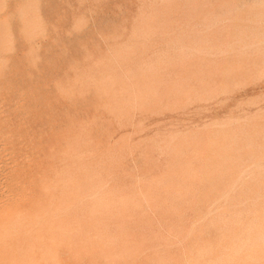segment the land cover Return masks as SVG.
Wrapping results in <instances>:
<instances>
[{
	"label": "rangeland",
	"instance_id": "rangeland-1",
	"mask_svg": "<svg viewBox=\"0 0 264 264\" xmlns=\"http://www.w3.org/2000/svg\"><path fill=\"white\" fill-rule=\"evenodd\" d=\"M179 1H182V2H179ZM184 1L183 0H178V1L177 0H139V1L138 0H129V1H127V0H123V1L122 0H0V17L6 18L7 24L9 25V31L8 32H10L13 35V39H14V45L12 47V50L6 54L7 56L5 55V58L1 59V63H3V68H4L3 69V73H4L3 75L4 76H2L3 78L1 77V81H33L34 85H36V89L34 91L33 101L32 100L29 101L28 99H26L27 101H25L24 103L30 102V103H32V105L33 104L39 105V104L45 103L44 105H46V115H47L48 125H47V132L45 135H46V139L48 142V146H47L48 158H46L45 160L49 163V167H50L49 170H50L51 174L54 173V171H56L55 169H57V168H59V170L63 169V171L65 169L67 170V171L66 170L65 171L67 172V176L69 175L68 177L65 174L66 172H64V174H65L64 176L67 179L65 187L67 186L66 188L68 190H66V192H68L69 189L70 190L72 189L71 191H74V193L70 192V191H69V193L72 196L74 194H76L75 196H73V197H75V199L73 201V197L69 196L68 195L69 193H67V194H66V192L64 193V196L68 197V198L65 197V201L67 199L66 204L70 203L71 201H73V202L76 201V203H74V205H71V204H73V202L70 203L72 208H68V211H70V212L73 209V211L71 213L69 212V214L71 215V219L69 220V222L73 223V225H75V223L76 224L80 223V225H82V226L84 225L83 226L84 228L85 227L89 228V226L94 227L92 225H95L96 224V223L94 224V222H96L95 220L99 219V218H95L94 220L91 221L88 219V216H87V219L90 221V224L88 223L89 225L83 221L89 222L87 219L85 220V218H86L85 216L88 215L89 213L91 214L93 212H99L100 211L99 214H102L103 216L98 214V217H100V216L102 217V220H103L102 223H104V224L107 223L109 226L111 225L110 229L114 233L118 234L116 238L118 240L122 241V243H116L117 244L116 249L118 250L120 248L119 244H123L126 247L127 251L129 250L128 251L129 255H128V252L126 251V256H127V258H129L130 261L129 262L125 261L124 263H123V261H116L117 264H132V263L133 264H137V263L152 264L153 262H154L153 264H159L161 259H162V261L164 260L163 262L165 264H175V263L176 264H179V263L180 264H190V263L191 264L192 263L198 264V262L199 263L202 262L201 264H203V261L201 259L202 258L204 259V256L203 257H201V256L197 257L199 253L197 252L198 250L195 251V249H200L202 246H206V244L210 246L211 242H212V245H217V242H219V240H220L219 234H220L221 230L215 228L211 223L213 214L222 207L223 208L220 209L219 211L224 210V209H227V210L236 209V210H244V211L246 210L247 211L248 209L253 210L255 208H259L264 203V202H261V201H264L263 200L264 179L262 178V177H264V172H263L264 171V168H263L264 167V149H263L264 148V111H263V114L261 112L262 110H264V82H263L264 81V71H263L264 70V63L262 62V61H264V59H263L264 58V50H263L264 49V45H263L264 44V41H263L264 29L262 28V27H264V24L263 25L260 24L261 26H259V23L261 21H262L261 23H264V12H262L264 10V2H263L264 0H259V1L258 0H235V1L229 0L230 4H228V1L225 0L229 6L223 0H215V1L209 0L210 2H208L207 0H197L196 2H194L195 5H192V4H194L193 2L190 3L192 0H189V1L187 0L188 1L187 3H186V0H184ZM127 2H128V4H127ZM166 2L168 4H165ZM171 2H173V3L175 2L177 7H175V4H172ZM178 2H179V4H178ZM197 3H199V4H197ZM202 3L204 6L202 5ZM211 3H213V4L215 3V4L213 5ZM131 4H132V6H131ZM163 4H164V6L169 5L168 7H169L170 11H171V7H172L171 13H173V11H174V14H171L172 16L170 15L172 19L170 17H168L170 14V11L168 12L169 14H167V12L164 13L168 9V7H166V6L162 7ZM171 4H172V6H171ZM180 4L183 6L182 10H180L182 8V6L179 7ZM184 4H185V7H184ZM186 4H188L189 7H191L190 5L194 6L196 9V12H195L194 7H191L192 11H190V8H188V5L186 7ZM224 4H226V5H224ZM205 5H206V7H205ZM220 5H221V7H220ZM157 6H159V7L157 8ZM199 6L200 7L203 6V7L200 8ZM239 6H240V8L238 10L235 9V7L237 8ZM250 6H251V8L255 6L256 9H254V8L251 9ZM173 7L177 8V9L179 8L178 11L175 10V8L173 9ZM159 8H162V10H163V8H167V9L163 10L164 11L163 12ZM199 8L202 10H200ZM233 8L235 9V11L232 10ZM198 9L201 11V13H200L201 15H198L199 14L198 12H200ZM186 10L189 13H186L187 12ZM160 11L163 13H161ZM175 11H176V14H175ZM248 11H249V13H248ZM257 11L260 15L261 14H263V15L260 16L257 13ZM193 12H195L197 15H193L194 14ZM202 12L204 15L202 14ZM220 12L223 16V17L221 16V18H220V15H221ZM252 12H253V14L250 15V13H252ZM160 13L165 18H163V17L161 18L159 16ZM179 13H181V14H179ZM135 14H137V15H135ZM185 14H187V16ZM190 14H192V15H190ZM218 14H220V15L218 16ZM255 14L257 15L256 16L257 18L255 17ZM166 15L168 18L166 17ZM174 15H177V16L181 15V17L179 18V16L177 17ZM188 16H190V17H188ZM158 17H159V19H158ZM214 17L218 18V19H216V21L218 20V24L220 23V25H218L216 23V21H214L215 20ZM154 19L156 21L158 20L159 23L155 22V24H154V21H155ZM162 19L164 22L162 21ZM165 19H168V23L165 22V21H167ZM170 19H171V22L174 21L173 25L176 24V20H177V24L174 26L169 25V23L172 24L170 22ZM173 19H175V20H173ZM194 19H196V20H194ZM199 19H201L202 21ZM211 19H214V20H211ZM189 20H191V21H189ZM149 21L151 24L149 23ZM185 21H186V24H185ZM192 21H196V22L193 23ZM203 21L207 22V24L203 23ZM225 21H227V22H225ZM229 21H231L232 23L231 22L228 23ZM160 22L162 25L160 24ZM178 22H179V25H178ZM181 22H182V24H184V26H180V25H182ZM198 22H199V24H201L202 27H200ZM214 22L216 23L217 26H214V24H215ZM221 22H222V24H221ZM223 22H225V23H223ZM163 23L167 27L166 26L164 27ZM202 23L204 25H202ZM209 23L210 24L212 23L211 24L212 27L214 26L216 28L215 29L209 28L210 30L207 31L208 28L206 26L209 25V27H211ZM127 24H129L130 26ZM205 24H206V26H205ZM229 24H231V26ZM253 24H255V25H253ZM256 24H257V27H256ZM195 25L196 26L198 25L197 27H199L198 28L199 30H193V29H197ZM250 25H251V27H250ZM141 26H142V28H141ZM156 26H160V27H156ZM168 26L169 27L172 26L174 28L173 30L169 31V33H171L173 31V33L171 35L169 33L168 34L166 33L168 28H169ZM161 27L167 28L166 32H164L165 31L164 28L161 29ZM172 27H170L169 29H172ZM178 27H180V30L182 29V31H180ZM192 27H194V28H192ZM235 27H236V29H235ZM246 27H249V29L248 28L246 29ZM175 28H178V30ZM185 28H187V30H189L191 32L186 31ZM190 28H192V29H190ZM244 28L246 30H244ZM255 28L256 29L259 28V31L257 30L256 32H254L256 30ZM155 29H157L158 32ZM160 30H161V32H159ZM162 30H164V31H162ZM192 30L195 31V33ZM247 30H248V32H246ZM125 31L127 33H125ZM183 31L185 34L183 33ZM202 31H203V33H202ZM242 31L244 33H242ZM251 31H253V32L251 33ZM186 32H187V34H186ZM260 32H262V33H260ZM188 33H190V34H188ZM191 33H192V35H191ZM240 33L243 35H241ZM250 33L252 34L251 36H249ZM258 33H260L259 37H262V35H263V37L261 39L257 36ZM25 34L31 35L32 39L28 43L26 42ZM160 35H162V36H160ZM163 35H165V36H163ZM187 35H188V37H187ZM119 36H121V37H119ZM166 36L168 39L166 38ZM197 36L202 38L201 39V45H200V39L199 38L197 39V40H199V42H197V40L195 39V38H197ZM161 37H163V38L161 39ZM245 37L250 38L251 41L249 39H246ZM155 38H156V40H155ZM191 38H194L196 41L194 39H193L194 40L193 41ZM203 38H204V40H203ZM208 38H209V40H208ZM212 38L214 40H212ZM237 38H239V39L237 40ZM163 39L165 42L163 41ZM173 39L177 43H175V41ZM190 39L193 43L194 42L199 43L198 45L192 43V46L195 45V47H196V48L194 47L195 52L193 50L194 48L191 46V41H189ZM233 39H235V42L236 41L237 42L235 43L233 41ZM149 40H151V41H149ZM184 40H187V42L188 43L190 42V43L188 44ZM206 40H208L209 45H207L208 42H205ZM241 40H242V42H241ZM152 41H153V43L158 42V44H156V45H155V43L152 44ZM161 41H163L164 44L161 43ZM239 41H240V43H238ZM249 41H250V43H248ZM149 42L151 43V45ZM203 42H205L206 44ZM260 42H262V44ZM103 43H104V45H103ZM241 43H243V44H241ZM252 43L254 44L253 46H255V47H251ZM255 43H257V44L255 45ZM258 43H259V46H258ZM148 44H149V46H148ZM223 44H225V46ZM248 44L249 45L251 44L250 47L253 48L254 50L259 49L260 52L254 51L255 52L254 53ZM29 45L32 48L30 51L28 48ZM189 45L191 46V48ZM219 45H222L221 46L222 51H221V48L219 50H216L218 47H220ZM229 45H230V47L231 46H233V47H231V49H230ZM237 45H238V47H237ZM200 46H201V48L205 47L206 49L203 50L200 48ZM235 46H236V49H235ZM150 47L151 48L153 47L152 48L153 50H151ZM154 47H156V48H154ZM211 47H212V49H211ZM184 48H185V51H187V52H184ZM189 48L193 51H191ZM197 49L200 51L202 50L205 53L204 52L199 53V51L196 52ZM226 49H227V51H225ZM245 49L248 50L249 52L246 51ZM160 50L162 52H160ZM148 51H149V54L151 53L150 55L148 54ZM173 51L174 52L180 51L181 53L184 52L185 55H184V53H183V55L185 57L187 56V58L189 56L190 58L188 60H187V58L184 59L183 58L184 56L179 55L178 52L174 53ZM218 51H221V52H218ZM216 52H217V54H216ZM246 52L248 54L250 53L249 54L250 57L247 56ZM186 53H188V54L186 55ZM206 53H207V55H206ZM219 53H220V56H219ZM224 53H227V54L221 56V54H224ZM259 53H260V55H259ZM145 54H147V56ZM189 54H192V55H189ZM236 54H238V55H236ZM156 55H157V57H156ZM158 55H159V57H158ZM171 55H173V56H171ZM175 55L177 58L175 57ZM211 55H215V56L211 57ZM30 56H31V58H29ZM168 56L170 57V59H168L169 58ZM179 56H181L182 58L180 59ZM191 56H193V57H191ZM152 57H153V59H152ZM247 57H249V58L247 59ZM172 58H173V60H172ZM175 58H176V60H175ZM177 59H178V61H177ZM182 59H183V62L186 60L184 64L182 62ZM173 62L179 66H175L176 64H174ZM177 62L180 64H178ZM250 62H251V64H250ZM86 63H87V65H86ZM252 63H254V64H252ZM170 64H171V66H170ZM181 64H182V67H181ZM83 65H86V66H83ZM158 66H160V67H158ZM166 66L170 67V68H167ZM257 66L259 69L257 68ZM34 67H37L38 69L34 68ZM164 68L165 69L167 68V69L165 70ZM255 68H256V70H255ZM73 70H75V71H73ZM158 70H159V72H158ZM167 70L169 73L166 72ZM259 70L262 72H259ZM43 71H44V73H43ZM255 71H257L258 73H256ZM163 72H166L165 78L167 80L164 78L163 74H165V73H163ZM170 72H172V73H170ZM158 73L163 78L159 77V78H161V79H159ZM167 73L169 75H171L170 76L171 79L169 78V76H167ZM198 73H199V75H198ZM254 74L256 75V77ZM70 76H71V78H70ZM235 77H236V79H235ZM253 78H254V80L255 79L256 80L254 81ZM261 78L263 79V81L260 80ZM70 79L72 82H70ZM156 79H157V81L155 82ZM258 79H259V81H258ZM158 80H161V81H158ZM177 81L181 85H178L176 83ZM239 81H242V82H239ZM66 82H68V83L66 84ZM40 83H41V85H40ZM174 83L177 84L176 90L173 89V88H175L174 85L176 86V84H174ZM166 84H167V86H166ZM245 84H246V86H245ZM44 86H47V87H44ZM159 86H161L160 95L162 96L164 94L162 96L163 98L159 95V90H158ZM16 87L18 89H20V87H22V85L20 84L19 86H16ZM161 89L164 90L163 92H165V93L167 92V94L163 93ZM178 89H179V92H178ZM173 90L178 92V94L174 92V94H176L175 98H174ZM186 91H187V95L185 94ZM196 91H199V94H200L199 96H198V92H196ZM189 92L194 97H192L190 94H188ZM77 93L80 94L81 96L79 95L80 97H78ZM180 93H181V95H180ZM183 93L185 95V98H184ZM195 93H197L196 96H195ZM217 93L220 94V96H218ZM60 94L62 96L64 95V98H62V96L60 97ZM168 94H170V95L173 94V95L170 97ZM201 94H203V95H201ZM177 95L179 96V98ZM188 95H189V97H192V99L188 98ZM210 95H212L213 101H212V97L209 98ZM105 96H106V98H105ZM164 96H165V99H164ZM180 96H182L183 98ZM186 96H187V98H186ZM197 96H198L199 100L195 99V98H197ZM257 96H259V97H257ZM160 97L162 98L161 99L162 102H161V100H159ZM168 97H170V98H168ZM166 98H168V101H166ZM163 99H164V101H166L165 103H163L164 102ZM172 99H174L176 102H178V99H180V101L182 99L183 100L181 101V104L179 105L178 103H174V100L172 101ZM186 99H188V101H189V99H190V101L193 100L195 103L193 102V104L191 105V102L189 101L190 106L188 104L189 107L188 106L184 107L187 105ZM200 99H202V102L200 101ZM56 100H58V101L56 102ZM155 100L158 103L154 102ZM180 101H179V103H180ZM64 102H66V103L68 102L69 103V104L67 103L68 106ZM171 102L174 103V106H176V107L171 106ZM162 103L164 105L161 106L160 104H162ZM168 103L170 104L171 108L173 107L174 110H172V109H170L172 111L169 110L170 106ZM249 103L252 105H249ZM49 104H51V105H49ZM151 104H153V105L151 106ZM177 104H178L179 108L177 107ZM239 104H240V106H239ZM165 105H166V107H165ZM153 106H155V107H153ZM167 106H169V108ZM159 107H163V108H159ZM182 107H183V109H182ZM145 108H147L148 114H147V112L144 111ZM149 108L151 111H149ZM151 108H153V109L156 108V110L153 111V109H151ZM89 109H90V112L89 111L87 112V110H89ZM91 109L94 112H91ZM142 109H144L143 110L144 112L141 111ZM178 109H179V111H178ZM184 109H186V110H184ZM101 110H102V112H101ZM163 110H165V111H163ZM257 110L260 112H258ZM98 111H100V112H98ZM131 111H133L134 113L138 112L135 114V116L137 115L136 119L134 118V113H132ZM157 111L161 115H157L158 114ZM152 112H154V113H152ZM89 113H90V116H89ZM99 113H101V114H99ZM103 113H104V115H103ZM162 113H163V115H162ZM64 114L67 117H65ZM69 114H70V116H68ZM92 114H93V116H92ZM138 114L141 116H139ZM151 114H153V116ZM85 115H86V118L83 119L85 117ZM87 116H88V118H87ZM79 117L80 118L83 117V118L80 119ZM246 117L250 118V120H247ZM74 118H77L78 121H77V119H74ZM101 118H103V119H101ZM104 118H106L107 120H111V121L104 120ZM231 118H232V122H231ZM235 118L239 119L238 122L235 121L236 120ZM131 119L134 122L131 121ZM240 119H243V120L246 119L247 121L246 120L241 121ZM88 120H89V122H90V120H91V122L92 121L94 122L93 124L90 122L91 127H90ZM113 120L115 122L112 124L111 122H113ZM251 120H253V121H251ZM70 121H72V123ZM73 122H75V124L77 122L78 126L77 125H76L77 127L74 126L75 124ZM103 122H106L105 126H103L104 125ZM131 122H132V124H131ZM156 122H158V123H156ZM216 122H218V123H216ZM70 123L73 125H71ZM137 123H138V125H137ZM167 123H168V125H167ZM230 123H231V125H230ZM82 124L84 126H80ZM133 124H135L134 125L135 128L133 127ZM153 124L155 126H152ZM156 124L157 125L159 124V126H156ZM220 124H222V125L227 124L228 126H226V125L220 126ZM93 125H96L97 127L95 126L96 128L95 127L93 128ZM214 125H216V126L219 125V126L214 127ZM70 126H72V127L68 128ZM146 126H151V127L148 128ZM81 127H83L84 129L82 128V130H81ZM127 127H128V129H127ZM85 128H87L88 131ZM104 128H108V129H105L106 132L104 131ZM119 128H120V131H119ZM142 128L145 130H143ZM116 129H118V130L116 131ZM63 130H65V131H63ZM85 130L87 133L85 132ZM96 130H97V132H96ZM138 130H139V133H141L142 131L144 133L139 134ZM187 130H189L188 131L189 133L187 132ZM35 131L38 134L40 129L35 128ZM113 131H115V132H113ZM157 131H158V134L155 135L156 134L155 132H157ZM159 131H161V132H159ZM178 131L183 132V133H181V135L179 132V134H178V137L180 135L179 138L175 137V136H177L176 132H178ZM130 132H132L133 134ZM103 133H104V135H103ZM171 133H172L171 137H174L172 139H174V140L176 139L175 141L170 138L169 135ZM105 134L107 135L106 137H104ZM134 134H135V137H134ZM90 135H91V137H90ZM114 135H116V136L114 137ZM131 135H133V136H131ZM151 135H153L155 137V139ZM149 136H151V138H153L154 141H152V139L148 140ZM156 136H158V137H156ZM185 136H187V137L185 138ZM189 136H191V137H189ZM102 137H103V139H102ZM145 137L147 138V141H152L153 143L149 142V144H148V142L144 141V140H146ZM83 138H84V140H83ZM116 138H117V140L118 139L119 140L116 141ZM191 138H193V139L191 140ZM142 139H144L143 140V143L145 142L144 144L141 142ZM149 139H150V137H149ZM164 139H166V140H164ZM89 140H91L90 143L91 142H93V143L90 144ZM103 140H105L107 142H105ZM82 141H85V143H83ZM157 141L160 142V143H158L159 145L157 143L155 144V142H157ZM167 141H168V143L166 144ZM62 142H64L65 145ZM108 142H110V144ZM162 142H164V143H162ZM189 142H190V144H188ZM55 143H58V144L56 145ZM70 143H71V145H70ZM81 143H83L85 146L82 145ZM128 143L129 144L135 143L137 146L135 144H134L135 147L130 146V145H128ZM139 143L140 144L142 143V146H140ZM169 143L173 144V146L170 145ZM107 144H109L108 149L106 148L108 146H105ZM183 144H184V146H183ZM55 145H56V147H55ZM77 145H79V146L77 147ZM80 145H82V148L79 149V147H81ZM100 145L102 147H100ZM113 145L114 146L119 145V146L114 147ZM138 145H139L140 149L138 148ZM152 145H154V146H152ZM164 145L165 146L169 145V147H167L165 149L167 151L173 152V153H170V155H165L164 154L165 149L163 150ZM94 146H95V148H94ZM104 146L106 148L105 151L103 150ZM120 146H122V147H120ZM123 146L125 147V151L121 152L124 150ZM127 146L128 147L130 146V147L128 148ZM149 146L154 147L155 149L150 148ZM155 146L156 147L162 146L160 148L161 150H159V147L156 148ZM174 146L177 147L178 149L174 150V148H175ZM86 147L88 149H86ZM99 147H100V149H99ZM119 147H120V149L122 148L123 150L122 149L118 150ZM131 147H134L133 148L134 150L132 149V152L134 151L133 153L130 151ZM181 147H182V149H180ZM243 147H245V149ZM71 148L72 149L77 148L78 150L75 149L76 153H74L75 152L74 150H71L72 152H70ZM91 148L93 150H91ZM110 148H111V151H109ZM135 148H137V149L135 150ZM149 148L151 149V151L155 152L154 155H153V153H151ZM171 148H173V149H171ZM239 148H241L242 150H239ZM97 149H99V152L97 151ZM112 149L114 151L116 149V151L113 152ZM170 149H171V151H170ZM191 149L193 152L191 151ZM172 150H174L176 152V154ZM178 150H180V151H178ZM182 150L184 151L183 154H182V152H183ZM106 151H109V153ZM117 151H119V152H117ZM167 151H166V154H168ZM84 152L86 153V155ZM87 152H89V153H87ZM93 152L95 154H93ZM96 152L98 153V155ZM127 152H128V154H127ZM180 152H181V154H180ZM187 152H188V154H187ZM65 153H68V154H65ZM71 153H72V155L70 156ZM82 153L84 154V156H82L83 158L80 157L81 155H83ZM53 154L54 155L56 154V155L53 156ZM73 154L76 156H74ZM115 154H117L120 157H118ZM129 154H130V156H129ZM136 154H138V155H136ZM146 154H150V155H146ZM172 154H174L175 157L177 155L176 158L179 157V154L181 155L179 163H175L174 160H176V158L173 159L172 157H174V156ZM50 155H51L52 159L50 158ZM102 155H103V157H102ZM109 155H110L112 160L110 159ZM113 155H114V157H113ZM139 155H141V157ZM182 155L184 157H182ZM236 155H238V156H236ZM36 156H38V155H36ZM99 156H101V158ZM157 156H158V158H157ZM169 156H171V157H169ZM185 156L188 158H186ZM87 157L89 160L87 159ZM92 157H95V158H92ZM132 157H134V160H132L133 159ZM154 157H155L156 162L153 159ZM69 158H70V160H69ZM71 158L77 159V161L74 159L72 161ZM84 158H85V162H83L81 164V160L84 161ZM137 158H138V160L135 161V159H137ZM139 158H140V160H139ZM159 158H161V159L159 160ZM184 158H185V162L183 160ZM255 158H257V159H255ZM42 159H43L42 156L36 157L31 162L36 165L40 161L42 162ZM91 159H93V160H91ZM96 159L99 161H97ZM118 159H120V160H118ZM127 159L128 160L131 159L130 161L133 162L134 166L132 165V162H130V161L128 162ZM103 160L105 161L104 163H103ZM114 160L117 161L116 162L117 164L114 163ZM167 160H168V162L171 163V165L169 163L170 168H168V166H167L168 165ZM170 160H172L173 162ZM91 161H93V164L90 163ZM101 161L103 164L101 163ZM112 161H113L114 165L112 164ZM177 161L178 160H176V162ZM187 161H189V162H187ZM197 161H199V162H197ZM70 162H71V165L73 164L74 166H71L69 164ZM87 162H88V164H87ZM126 162H128L131 165H129ZM99 163H100V165H98ZM118 163H120V164H118ZM125 163L128 164V167L130 166L129 169H127L128 167H126ZM174 163H175V165H174ZM181 163H183V164L188 163V164H186V165L184 164V169H183V164H181ZM190 163H192V164H190ZM261 163H262V165H261ZM66 164H69V165L66 166ZM83 164L85 166H83ZM95 164H96V168L94 167ZM178 164H180L179 165L180 167L178 166ZM86 165H89V166H86ZM103 165H104V167L101 168L102 169V171H101L100 167H102ZM115 165H117V166H115ZM122 165H125L126 168H124V166H122ZM188 165L191 166L189 168L190 170L188 169V167H189ZM250 165H252V166H250ZM253 165H255V167L258 165H261L260 167L258 166L259 169H257L256 172L257 173L259 172V173L256 175L254 174V173H256L254 171V170H256V168ZM98 166H100V167H98ZM186 166H188V167H186ZM111 167H113V168H111ZM118 167H119V169H118ZM120 167H121V169H120ZM193 167L195 168V170L193 169ZM248 167H250L249 170L247 169ZM86 168H87V170H85ZM90 168H91V170H89ZM108 168H109V170H108ZM159 168H160V170H159ZM178 168L180 169L179 171L180 172L182 171L183 173L182 172L180 173L177 170ZM181 168L185 172L183 170H181ZM191 168L193 171L191 170ZM252 168L254 170H252ZM69 169H70V171H72L73 169H75V170L77 169V170L76 171L73 170L74 172L72 171L71 173H69L70 172ZM93 169L95 171L97 170L98 172L94 171L91 173V171H93ZM80 170H82V171H80ZM171 170H174V172L172 171L173 172L172 173V181L174 179L176 182L180 181L181 180L180 178L183 176V174L187 175V174L193 173V176L190 177V175H189V178H188V175L186 177H183L182 181L185 184L179 183V187L177 186L178 183H175V181H173L175 183V186L173 184L174 187L172 188L173 182L168 184V181L171 182V178H170L171 177V174H170ZM186 170L190 171V173L186 172ZM196 170L197 171L200 170V171H198L197 175H195ZM244 170H248V171H244ZM258 170H260V171H258ZM99 171H100V174H103V175H100ZM107 171H108V173H107ZM111 171H112V173L115 172V174L113 173V175H112V173H110ZM117 171H119V175L116 174ZM243 171L247 172V174L246 173L244 174ZM253 171H254V173H253ZM75 172H77V173H75ZM80 172H82V173H80ZM175 172H177V173L179 172L178 174H181L180 178H178L179 175L176 173V175H177L176 177L179 180L177 178H175ZM73 173H75V174H73ZM87 173H88V175H87ZM90 173H91V175H90ZM165 173H166V176H167V174H169V176H170L169 178H168V176L167 177L165 176L166 178L169 179V180L168 179L166 180L167 183L162 182L163 180L165 181V179H166L165 177L164 178L159 177V175L164 176ZM199 173H200V175H199ZM227 173H230V174H227ZM237 173H238V175H237ZM83 174L86 176V178H85V176H81ZM95 174H97V175H95ZM128 174H129V176H128ZM130 174H131V176H130ZM173 174H174V178H173ZM72 175L76 176V178H75V176H73L75 178V181L73 179V182H74L73 185L76 183V181H78L79 183L82 182L80 184L78 182L76 183V184H78L79 187H81L80 189L76 185H74V186L72 185L73 187L71 186L72 182H70L69 180L72 181V178H70V177H72ZM78 175H80L79 180H77ZM107 175H109V176H107ZM111 175H112V177H111ZM146 175H148V177ZM223 175H225L226 177H224ZM250 175H251V178L249 177ZM142 176H145L147 178V180L145 178H143ZM150 176H152V177H150ZM194 176L195 177L198 176V177L193 178ZM217 176H219V177L223 176V179L220 178V180H221V182L219 184V185H221L220 188H218V186H219L218 182L220 180L217 178ZM257 176L261 181L256 178ZM82 177H83V179H82ZM104 177H105V180H104ZM136 177H137V180H135ZM140 177L143 178L144 184L140 183V182H143V180L140 179ZM155 177H156V179H155ZM206 177L209 178L207 180L211 179L210 181L212 183L210 181H208L209 183L208 182L205 183V181H207ZM247 177H249V178H247ZM88 178H89V180H87ZM97 178H99V180ZM120 178H121V181H120ZM130 178H132V180ZM152 178L154 179V181ZM158 178H159V180H161V182L158 180ZM240 178H241V180H240ZM96 179H97V182H96ZM110 179H113V180L116 179V182H115V180H114V182H113V180L110 181ZM231 179H233V180L237 179L236 181L240 180V183L238 182V184H237V182H236L237 185L234 182V184L237 187V188L235 187L236 189L234 188V190H232L233 188H231V187H233L232 186L233 182ZM252 179H254V180H252ZM149 180H151L150 181L151 185H150V182H148ZM157 180L161 184L158 183ZM191 180H193V182H194V180L197 181V182H194L196 184L193 183L195 186H192V183H191V186H189L190 183H187V182H190ZM201 180H202V182H201ZM243 180H244V183L245 182L247 183V181H249V182H251V184L249 183L250 184L249 185L248 183L247 184L245 183L247 185L246 186L243 183ZM67 181L69 182V184L70 183L71 184L69 185L67 183ZM117 181H119V182H117ZM134 181H135V183H134ZM136 181H139V182H137V184H136ZM152 181H153V183H152ZM182 181H180V182H182ZM257 181H259V182H257ZM87 182L92 183V185L90 184L91 187H89L90 185H88ZM105 182L108 184H106ZM229 182H230V186L228 185ZM241 182L243 185L241 184ZM93 183H95V184H93ZM96 183L98 184L97 187H96ZM146 183L149 185H146ZM85 184L87 185V187ZM101 184H103V185H101ZM99 185H100V187L98 188ZM111 185L115 189H113L111 187ZM126 185H128V186H126ZM134 185L138 186L137 187L138 190L137 189L135 190L136 187ZM185 185H188L186 187V192H187V189L189 191V189L191 188L190 191L187 192L190 196L189 195L183 196V194H180L181 192L184 193L183 191H185ZM196 185H200V186H197L198 188H196ZM201 185H202V187H201ZM238 185H241V187L240 186L238 187ZM248 185H249V188H248ZM117 186H118V188H117ZM152 186H153V189L150 188ZM243 186H244V188H243ZM84 187H86V189L87 188L88 189L86 190V189H84ZM92 187H94V189L96 187L98 191L94 190ZM110 187H111V191H109ZM120 187H121V189H119ZM123 187L131 194H129L127 191L125 193V191H124L125 189ZM142 187L146 190V192H143L144 189H142ZM147 187H149V188H147ZM229 187H230V190L228 189ZM251 187H253V188L251 189ZM77 188H78L79 193H78V191H75V190H77ZM104 188H106L105 191H104ZM129 188H130V190H129ZM139 188H140V190L141 189L142 190L140 191ZM154 188H155V191H153ZM204 188H206V190ZM89 189L93 190L94 192L93 191L91 192V190H90V192H91L90 193ZM116 189L122 190L123 194L121 193V191L120 192L116 191ZM131 189H134V191H137V192H134ZM157 189H161L162 192L160 190H157ZM199 189H201L202 191L205 190L206 194L204 195V192L202 193V191L201 190L199 191ZM224 189L229 191V192L230 191H232V192L228 195L229 192L227 193V191H225ZM242 189H243V191H242ZM246 189H248V190L246 191ZM147 190H150V194L156 195L155 198H153L154 197L153 195L149 194L150 195L149 196L148 195L149 191H147ZM179 190H182V191L180 192ZM209 190H210V192H209ZM251 190H252V192H251ZM81 191L85 195L87 194V196L85 197L84 194H80ZM115 191L118 192V194L121 193V195H122V196L120 195V197H118V200L116 198L119 195ZM131 191H133V192H131ZM169 192L173 193L174 195L171 193L169 194ZM225 192L227 193V196H228L227 198H228L229 202H225V200H227L226 195L224 196V194H226ZM246 192H247V194L249 193L248 194L249 197L244 194ZM256 192H258L260 194L259 198L260 197H262V198L259 199L257 197L258 195ZM124 193H125V195H124ZM161 193H162L161 197H158L160 195L157 196V194H161ZM163 193H165V194H163ZM232 193H234V194H232ZM138 194H140L142 196H140ZM207 194L209 196H207ZM81 195L84 196L85 199ZM111 195L112 196L114 195L113 198ZM108 196H111V199H109ZM147 196H149V198H151V199L153 198L152 199L153 202L151 199L149 201V198ZM170 196H171V198H170ZM180 196H183V198L184 197L186 198V199L184 198L185 203L182 200L183 198ZM188 196H189V198H188ZM165 197L168 201L163 200L164 204H165V205H163L162 199H165ZM70 198H72V199H70ZM159 198H161V199H159ZM174 198H176V199H174ZM82 199L85 201H83ZM92 199L94 200L92 203L89 204L88 202H86L87 200L89 201ZM102 199H103V201H102ZM135 199H136V201H134ZM140 199L142 202L140 201ZM143 199H144V204H143ZM146 199H148V200H146ZM173 199H174L176 204L174 203ZM219 199H220V201H219ZM222 199H224V200H222ZM247 199H248V201H247ZM249 199H251V200H249ZM131 200H132V202H131ZM158 200L162 201V202L161 201L158 202L161 205H159L157 203ZM170 200H172L173 203ZM176 200L177 201L181 200L182 202L180 201V204H179V202H177ZM108 201H110V202H108ZM124 201H126V202H124ZM216 201L218 202L219 205L216 204L217 203ZM244 201H247V203ZM80 202L82 203V205ZM89 202H91V201H89ZM114 202H117L118 204L115 203L116 205H113ZM134 202H135L136 206L133 204ZM243 202H244V205H240V204H243ZM127 203H128V206H127ZM152 203H154V204H152ZM166 203H168V204H166ZM182 203H183V205H182ZM254 203L257 204V207H255ZM258 203H260L261 205H258ZM84 204H85V206H84ZM91 204L92 205L94 204L95 207H94V205L92 206ZM140 204L145 205V207L142 206L143 208H141ZM212 204H214V205H212ZM223 204H224L225 208H224ZM104 205H105V208L103 210H105V212L107 214H105V212H103V210H102L103 207H101V206H104ZM117 205H118V207H117ZM121 205H122V208H121ZM124 205H125V207H123ZM71 206H69V204H68V207H71ZM107 206H109V208H113V207H115V208L117 207V208L116 209L114 208V210L112 209L113 210L112 211ZM209 206H210V208L211 207L212 208L209 209ZM135 207H137V208H135ZM139 207H140V209L138 210ZM149 207H151V208H149ZM94 208H96V211L94 210ZM132 208H133V210H132ZM201 208H202V210H201ZM99 209H101V210H99ZM108 209H109V211H108ZM117 209H120L119 210L120 212L123 211L124 213L121 212L123 215L120 212H118V213L116 212V214L113 213V215H116V216H113L112 212H115ZM85 210L89 213H87ZM74 211L78 214H81L79 216V220H80V218L82 219L81 221L77 222L76 219H74L76 217V215H74L76 213L73 214ZM101 211L104 214L101 213ZM141 211H142V213H141ZM205 212H207L206 214H208V213L210 214V212L212 214H210V215L208 214L209 215L208 216L205 214ZM119 214L122 216L120 217ZM106 215L108 218L106 217ZM111 216H113V217L111 218ZM129 217H131V218H129ZM203 218H207V219H203ZM106 219H108V220H106ZM122 219H123V221H122ZM192 219H193V221H192ZM202 219L206 220V221L204 222V221H202ZM194 222L197 223L196 224L197 226L195 225ZM81 223H83V224H81ZM146 223H147V225H146ZM85 224H86V226H85ZM149 225H150V227H149ZM82 226H80V228ZM75 227L78 228V226H76V225H75ZM193 227H194V229H191ZM115 228H117V229H115ZM146 228H148V229H146ZM160 228H162V229H160ZM178 229H179V231H178ZM154 230H156V232ZM163 231H165L164 234H163ZM190 232H191V235H190ZM204 232H206L205 234L207 236L204 234ZM171 233H173V234L171 235ZM207 233H209V235H211V236H209ZM120 234L123 236H121ZM181 234H182V236H181ZM186 237L188 240L185 239ZM207 237H208V239H207ZM152 239H155V241ZM200 241H201V243H200ZM215 241H216V243H215ZM158 242H159V244H158ZM177 242L180 243L181 247L183 245H185V246H183L184 248L183 247L180 248L179 243H177ZM204 242H206V244H203ZM183 243H185V244H183ZM171 244H173V246ZM149 245H150V247H149ZM156 245H158V246H156ZM160 245H162V246H160ZM153 246H155V247H153ZM186 246H187V248L188 247L189 248L188 249L185 248ZM159 247H160V251L158 249ZM150 248H151V250H150ZM163 248H164V250H163ZM192 248H195V249H192ZM168 249H170V250H168ZM179 249H181L182 251L181 250L179 251ZM189 250H194V253H192V251H189ZM169 251L173 252L174 254L169 252ZM180 252H181V255H180ZM182 252L185 255H183ZM190 252L196 256L191 255ZM187 253H190V256H188L189 254L186 255ZM170 256H171V258H170ZM183 256L184 257L187 256V257L184 258ZM164 257L165 258L168 257L167 258L168 260L166 261V259ZM172 257H173V259H172ZM192 257H193V259H192ZM189 261H191V262H189ZM195 261L196 262L198 261V262L196 263ZM116 263H115V261H113V262H110L109 264H116Z\"/></svg>",
	"mask_w": 264,
	"mask_h": 264
},
{
	"label": "bare ground",
	"instance_id": "bare-ground-1",
	"mask_svg": "<svg viewBox=\"0 0 264 264\" xmlns=\"http://www.w3.org/2000/svg\"><path fill=\"white\" fill-rule=\"evenodd\" d=\"M123 1V0H122ZM127 1H129V0H127ZM139 1V0H138ZM178 1V0H177ZM184 1V0H183ZM189 1V0H188ZM187 0H186V3L188 2ZM197 0H192L190 3H194V2H196ZM208 2H210L209 0H207ZM206 1V2H207ZM215 1V0H214ZM223 1H225V0H223ZM226 1H228V4H230V2H229V0H226ZM226 1H225V3H226ZM235 1V0H234ZM259 1V0H258ZM117 2V1H116ZM121 2V1H120ZM179 2H182V1H179ZM179 2H178V4H179ZM185 2V1H184ZM183 2V3H184ZM232 2V1H231ZM262 2V1H261ZM264 2V1H263ZM123 3V2H122ZM172 4H175V2L173 3V2H171ZM200 3V2H199ZM199 3H197V4H199ZM224 3V2H223ZM127 4H128V2H127ZM165 4H168L167 2L165 3ZM172 4H171V6H172ZM182 4V3H181ZM180 4V6L179 7H181L182 5ZM211 4H213V3H211ZM215 4V3H214ZM213 4V5H214ZM227 4V3H226ZM226 4H224V5H226ZM227 4V5H228ZM234 4V3H233ZM238 4V3H237ZM236 4V5H237ZM241 4V3H240ZM139 5V4H138ZM137 5V6H138ZM187 5L188 4H186V7H187ZM192 5H195V3L194 4H192ZM192 5H190L191 7H194V6H192ZM202 5H203V3H202ZM207 5V4H206ZM206 5H205V7H206ZM222 5V4H221ZM221 5H220V7H221ZM223 5V6H224ZM232 5V4H231ZM256 5V4H255ZM117 6V5H116ZM130 6V5H129ZM131 6H132V4H131ZM146 6V5H145ZM160 6V5H159ZM159 6H157V8L159 7ZM166 6V5H165ZM164 6V4H163V6L162 7H165ZM169 5H167L166 7H168ZM204 6V5H203ZM203 6H199L200 8H202ZM229 6V5H228ZM141 7V6H140ZM156 7V6H155ZM175 7H177V5L175 4ZM175 7H173V9L175 8ZM184 7H185V4H184ZM191 7H189V5H188V8H190V11H192L191 9ZM208 7V6H207ZM234 7V6H233ZM262 7V6H261ZM199 8V9H200ZM212 8V7H211ZM232 8V7H231ZM240 8V6L239 7H235V9H239ZM250 8H251V6H250ZM252 8H254V9H256L255 8V6L254 7H252ZM251 8V9H252ZM138 9V8H137ZM145 9V8H144ZM159 9H161V11H163V10H166L167 8H163V10H162V8H159ZM168 9H169V7H168ZM167 9V10H168ZM179 9V8H178ZM178 9L177 8H175V10H177L178 11ZM183 9V6H182V8L180 9V10H182ZM185 9V8H184ZM194 9H195V7H194ZM198 9V10H199ZM204 9V8H203ZM235 9L233 8L232 10H234L235 11ZM258 9V8H257ZM115 10V9H114ZM163 11L164 13H166L167 12V14H169L168 12L170 11V9L168 10V11ZM189 10V9H188ZM200 10H202V9H200ZM199 10V11H200ZM209 10V9H208ZM216 10V9H215ZM219 10V9H218ZM244 10V9H243ZM147 11V10H146ZM152 11V10H151ZM160 11V12H161ZM185 11V10H184ZM187 11V10H186ZM194 11V10H193ZM214 11V10H213ZM229 11V10H228ZM242 11V10H241ZM156 12V11H155ZM163 12H161V13H163ZM172 12V7H171V11H170V14H169V16L168 17H170L171 18V14H174V11H173V13H171ZM195 12H196V9H195ZM195 12H193L194 14L193 15H197ZM198 12V11H197ZM237 12V11H236ZM262 12H264V10L262 11ZM137 13V12H136ZM153 13V12H152ZM161 13H160V17L162 18L163 16L161 15ZM185 13V12H184ZM186 13H189L188 11L186 12ZM199 14L198 15H201L200 13H201V11L200 12H198ZM231 13V12H230ZM248 13H249V11H248ZM256 13V12H255ZM257 13H258V11H257ZM175 14H176V11H175ZM178 14V13H177ZM179 14H181V13H179ZM202 14H203V12H202ZM220 14H221V12H220ZM220 14H218V16L220 15ZM251 14H253V12L252 13H250V15ZM259 14V13H258ZM135 15H137V14H135ZM171 15V16H170ZM184 15V14H183ZM186 16H187V14H185ZM190 15H192V14H190ZM204 15V14H203ZM210 15V14H209ZM208 15V16H209ZM224 15V14H223ZM233 15V14H232ZM249 15V16H250ZM260 15V14H259ZM258 15V16H259ZM263 14H261L260 16H262ZM145 16V15H144ZM154 16V15H153ZM174 16H177V15H174ZM179 16V15H178ZM177 16V17H178ZM211 16V15H210ZM221 16H222V14L220 15V18H221ZM238 16V15H237ZM257 15L255 14V17H256ZM129 17V16H128ZM166 17H167V15H166ZM167 17V18H168ZM181 17V15L179 16V18ZM183 17V16H182ZM188 17H190V16H188ZM192 17V16H191ZM206 17V16H205ZM217 17V16H216ZM216 17H214L215 18V20L214 19H211V20H214V21H216V19H218V18H216ZM223 17V16H222ZM248 17V16H247ZM125 18V17H124ZM163 18H165V17H163ZM199 18V17H198ZM197 18V19H198ZM257 18V17H256ZM126 19V18H125ZM158 19H159V17H158ZM172 19V18H171ZM171 19H170V22H171ZM130 20V19H129ZM128 20V21H129ZM134 20V19H133ZM152 20V19H151ZM155 20V19H154ZM161 20V19H160ZM165 20H167V21H165V22H167L168 23V19H165ZM173 20H175V19H173ZM193 20V19H192ZM194 20H196V19H194ZM199 20H201V19H199ZM206 20V19H205ZM204 20V21H205ZM237 20V19H236ZM145 21V20H144ZM162 21H163V19H162ZM189 21H191V20H189ZM202 21V20H201ZM200 21V22H201ZM203 21V23H206L207 24V22H204ZM210 21V20H209ZM222 21V20H221ZM235 21V20H234ZM238 21V20H237ZM130 22V21H129ZM128 22V23H129ZM155 22H158V20L156 21H154V24H155ZM164 22V21H163ZM174 22V21H173ZM173 22H171L172 24H170L169 23V25H173ZM193 23L194 22H196V21H192ZM225 22H227V21H225ZM225 22H223V23H225ZM231 21H229L228 23H230ZM244 22V21H243ZM258 22V21H257ZM262 22V21H261ZM259 23V26H261L260 24H264V23ZM30 23V22H29ZM133 23V22H132ZM149 23H150V21H149ZM148 23V24H149ZM159 23V22H158ZM202 23V25H204ZM215 23V22H214ZM213 23V24H214ZM216 23L218 24V20L216 21ZM216 23L214 24V26H217L216 25ZM232 23V22H231ZM31 24V23H30ZM134 24V23H133ZM147 24V23H146ZM151 24V23H150ZM160 24H161V22H160ZM176 24H177V20H176ZM176 24H174V25H176ZM181 24H182V22H181ZM185 24H186V21H185ZM198 24H199V22H198ZM206 24H205V26H206ZM210 24V23H209ZM212 24V23H211ZM210 24V26L211 27H209V25L208 26H206L208 29H207V31H209L210 29L209 28H216V27H212V25ZM221 24H222V22H221ZM127 25H129V24H127ZM162 25V24H161ZM160 25V26H161ZM163 25H164V23H163ZM173 25V26H174ZM178 25H179V22H178ZM200 25V27H202L201 26V24H199ZM218 25H220V23L218 24ZM230 26H231V24H229ZM253 25H255V24H253ZM130 26V25H129ZM147 26V25H146ZM160 26H156V27H160ZM166 25H164V27H165ZM180 26H184V24H182V25H180ZM187 26V25H186ZM189 26V25H188ZM196 26V25H195ZM194 26V27H195ZM198 26V25H197ZM196 26V28L197 29H193V30H199L198 28L199 27H197ZM244 26V25H243ZM153 27V26H152ZM164 27H161V29H163ZM167 27V26H166ZM169 27V26H168ZM170 27H172V26H170ZM169 27V28H170ZM194 27H192V28H194ZM250 27H251V25H250ZM256 27H257V24H256ZM141 28H142V26H141ZM168 28V30H167V28H164V30H162V31H164V32H166V30H167V34L169 33V31L170 30H173L174 28L172 27V29H169ZM179 28V30H180V27H178ZM178 28H175V29H177L178 30ZM189 28V27H188ZM192 28H190V29H192ZM205 28V27H204ZM203 28V29H204ZM242 28V27H241ZM249 29V27H246V29ZM263 29H264V27H262ZM48 29V28H47ZM159 29V28H158ZM186 29V31H189V30H187V28H185ZM206 29V28H205ZM235 29H236V27H235ZM243 29V28H242ZM245 28H244V30H246ZM253 29V28H252ZM256 29V28H255ZM254 29V30H255ZM261 29V28H260ZM128 30V29H127ZM154 30V29H153ZM155 30H157V29H155ZM192 30V31H193ZM202 30V29H201ZM243 30V31H244ZM259 31V28L258 29H256L254 32H256V31ZM9 31V25L7 24V21H6V18L4 17V18H2V17H0V264H109L110 262H113V261H115V263H116V261H123V263L125 262V261H127V262H129L130 260H129V258H127V256H126V251H127V249H126V247L123 245V244H119V249L117 250L116 249V246H117V244L116 243H122V241L121 240H118L116 237H117V235L118 234H116V233H114L111 229H110V226L106 223V224H104V223H102L103 222V220H102V217L101 216H103L102 214H99V212H93V213H89V212H87L86 210V212L87 213H89L88 215H86L85 217V220L87 219V216H88V219L89 220H94L95 218H99V219H96L95 221L96 222H94V224L95 225H92V226H94V227H90L89 226V228H84L82 225H80V223L78 224H76L75 223V225L76 226H78V228H76L75 227V225H73V223H70L69 222V220L71 219V215L69 214V212L70 211H68V208H72V206L71 205H74V203H76V201L75 202H73L74 201V199H75V197H73V196H75L76 194H74L73 196L69 193V191L70 192H73L74 193V191H71L70 189H69V191L68 192H66V190H68L66 187H65V185H66V177L64 176L65 174H66V176H67V170L65 171H63V169H61V170H59V168H57V169H55L56 171H54V173H52L51 174V172H50V167H49V163L45 160L46 158H48V152H47V146H48V142H47V139H46V132H47V125H48V123H47V115H46V105H44V104H39V105H32V103H30V102H27V103H24L25 101H27L26 99H28L29 101H33V99H34V91H35V89H36V85H34V83H33V81H1V77L2 76H4L3 74V63H1V59L2 58H5V55L9 52V51H11L12 50V47H13V45H14V39H13V35L10 33V32H8ZM131 31V30H130ZM129 31V32H130ZM180 31H182V29L180 30ZM205 31V30H204ZM242 31V33H244ZM157 32H158V30H157ZM159 32H161V30L159 31ZM179 32V31H178ZM189 32H191V31H189ZM194 33H195V31H193ZM192 32V33H193ZM200 32V31H199ZM246 32H248V30L246 31ZM253 31H251V33H252ZM125 33H127L126 31H125ZM173 33V31L171 32V33H169L170 35ZM177 33V32H176ZM175 33V34H176ZM183 33H184V31H183ZM192 33H191V35H192ZM198 33V32H197ZM202 33H203V31H202ZM250 33V35L249 36H251L252 34ZM260 33H262V32H260ZM260 33H258V37H259V34ZM159 34V33H158ZM157 34V35H158ZM165 34V33H164ZM179 34V33H178ZM177 34V35H178ZM181 34V33H180ZM185 34V33H184ZM186 34H187V32H186ZM188 34H190V33H188ZM226 34V33H225ZM241 34V33H240ZM125 35V34H124ZM176 35V36H177ZM200 35V34H199ZM235 35V34H234ZM241 35H243V34H241ZM245 35V34H244ZM255 35V34H254ZM118 36V35H117ZM122 36V35H121ZM121 36H119V37H121ZM160 36H162V35H160ZM163 36H165V35H163ZM169 36V35H168ZM175 36V37H176ZM180 36V35H179ZM184 36V35H183ZM194 36V35H193ZM248 36V35H247ZM170 37V36H169ZM173 37V36H172ZM187 37H188V35H187ZM192 37V36H191ZM209 37V36H208ZM255 37V36H254ZM262 37H263V35H262ZM262 37H259L260 39L262 38ZM163 37H161V39H162ZM166 38H167V36H166ZM165 38V39H166ZM190 38V37H189ZM195 38V37H194ZM194 38H191L192 40L194 39ZM200 39V45H201V39L202 38H200V37H198L197 36V38H195L196 40L197 39ZM233 38V37H232ZM246 38V37H245ZM25 39H26V42L28 43V42H30L31 41V35L29 34H25ZM158 39V38H157ZM160 39V40H161ZM168 39V38H167ZM170 39V38H169ZM172 39V38H171ZM187 39V38H186ZM191 39L189 40V41H191ZM194 39V40H195ZM239 38H237V40H238ZM246 39H249L250 41H251V39L250 38H246ZM257 39V38H256ZM155 40H156V38H155ZM174 40V39H173ZM188 40V39H187ZM187 40H184V41H186L187 42ZM193 40V41H194ZM195 40V41H196ZM203 40H204V38H203ZM202 40V41H203ZM208 40H209V38H208ZM208 40H206L205 42H208ZM211 40V39H210ZM212 40H214L213 38H212ZM211 40V41H212ZM243 40V39H242ZM242 40H241V42H242ZM245 40V39H244ZM125 41V40H124ZM149 41H151V40H149ZM154 41V40H153ZM153 41H152V44H154L153 43ZM163 41H164V39H163ZM163 41H161V43H163ZM170 41V40H169ZM175 41V40H174ZM233 41L235 42V39H233ZM250 41L248 42V43H250ZM263 41H264V38H263ZM146 42V41H145ZM165 42V41H164ZM197 42H199V40H197ZM193 43L192 41H191V46H192V43L193 44H196V45H198L199 43ZM205 42H203V43H205ZM237 42V41H236ZM235 42V43H236ZM17 43V42H16ZM32 43V42H31ZM122 43V42H121ZM150 43V42H149ZM175 43H177L176 41H175ZM188 43V42H187ZM186 43V44H187ZM190 43V42H189ZM188 43V44H189ZM238 43H240V41L238 42ZM261 44H262V42H260ZM142 44V43H141ZM156 44H158V42L157 43H155V45ZM160 44V43H159ZM164 44V43H163ZM206 44V43H205ZM241 44H243V43H241ZM257 43H255V45H256ZM103 45H104V43H103ZM114 45V44H113ZM150 45H151V43H150ZM207 45H209V42L207 43ZM217 45V44H216ZM224 46H225V44H223ZM228 45V44H227ZM239 45V44H238ZM238 45H237V47H238ZM247 45V44H246ZM249 45V44H248ZM251 45V44H250ZM250 45H249V47H250ZM254 44L252 43V46L251 47H255V46H253ZM264 45V44H263ZM262 45V46H263ZM32 46V45H31ZM148 46H149V44H148ZM187 46V45H186ZM190 46V45H189ZM191 46H190V48H191ZM220 47H218L216 50H219L220 48H221V46L222 45H219ZM244 46V45H243ZM258 46H259V43H258ZM193 48L195 47V45L194 46H192ZM207 47V46H206ZM209 47V46H208ZM213 47V46H212ZM212 47H211V49H212ZM215 47V46H214ZM227 47V46H226ZM229 47H230V45H229ZM231 47H233V46H231ZM231 47H230V49H231ZM240 47V46H239ZM250 47V48H251ZM28 48H29V51L32 49L31 47H30V45L28 46ZM118 48V47H117ZM151 48V47H150ZM153 48V47H152ZM151 48V50H153ZM154 48H156V47H154ZM173 48V47H172ZM181 48V47H180ZM189 48V49H190ZM196 48V47H195ZM195 48L193 49L194 50V52H195ZM199 48V47H198ZM200 48H201V46H200ZM216 48V47H215ZM243 48V47H242ZM146 49V48H145ZM170 49V48H169ZM201 49H203V50H205L206 48L204 47V48H201ZM210 49V48H209ZM210 49V50H211ZM235 49H236V46H235ZM234 49V50H235ZM258 49V48H257ZM165 50V49H164ZM173 50V49H172ZM179 50V49H178ZM191 50V49H190ZM193 50H191V51H193ZM214 50V49H213ZM246 50V49H245ZM251 50H253V52L254 51H258V52H260L259 51V49L258 50H254L253 48H251ZM264 50V49H263ZM136 51V50H135ZM145 51V50H144ZM190 51V52H191ZM199 51V53H201V52H204V51H200V50H198L197 49V51L196 52H198ZM207 51V50H206ZM221 51H222V48H221ZM221 51H218V52H221ZM225 51H227V49L225 50ZM246 51H248V50H246ZM143 52V51H142ZM153 52V51H152ZM160 52H162L161 50H160ZM165 52V51H164ZM163 52V53H164ZM174 52V51H173ZM176 52V51H175ZM174 52V53H175ZM178 52V51H177ZM176 52V53H177ZM184 52H187V51H185V48H184ZM183 52V53H184ZM189 52V51H188ZM214 52V51H213ZM249 52V51H248ZM141 53V52H140ZM179 53V55H182V56H184L185 55V53H184V55H183V53H181L180 51L178 52ZM205 53V52H204ZM228 53V52H227ZM227 53H224V54H221V56L222 55H226ZM239 53V52H238ZM247 53V52H246ZM245 53V54H246ZM255 53V52H254ZM263 53V52H262ZM148 54H149V51H148ZM151 54V53H150ZM149 54V55H150ZM158 54V53H157ZM160 54V53H159ZM188 53H186V55H187ZM193 54V53H192ZM192 54H189V55H192ZM216 54H217V52H216ZM250 54V53H249ZM249 54L247 53V56H249ZM252 54V53H251ZM141 55V54H140ZM146 56H147V54H145ZM167 55V54H166ZM178 55V54H177ZM206 55H207V53H206ZM236 55H238V54H236ZM255 55V54H254ZM259 55H260V53H259ZM7 56V55H6ZM170 56V55H169ZM168 56V57H169ZM171 56H173V55H171ZM195 56V55H194ZM212 56H215V55H211V57ZM218 56V55H217ZM219 56H220V53H219ZM218 56V57H219ZM256 56V55H255ZM89 57V56H88ZM156 57H157V55H156ZM158 57H159V55H158ZM165 57V56H164ZM167 57V56H166ZM175 57H176V55H175ZM180 57V59L182 58L181 56H179ZM191 57H193V56H191ZM243 57V56H242ZM250 57V56H249ZM249 57H247V59L249 58ZM29 58H31V56L29 57ZM96 58V57H95ZM155 58V57H154ZM177 58V57H176ZM176 58H175V60H176ZM184 59H186L187 58V56L185 57H183ZM190 57L188 56V58H187V60L189 59ZM232 58V57H231ZM94 59V58H93ZM146 59V58H145ZM152 59H153V57H152ZM168 59H170V57L168 58ZM228 59V58H227ZM241 59V58H240ZM264 59V58H263ZM90 60V59H89ZM88 60V61H89ZM98 60V59H97ZM137 60V59H136ZM172 60H173V58H172ZM261 60V59H260ZM91 61V60H90ZM89 61V62H90ZM177 61H178V59H177ZM186 61V60H185ZM185 61L183 62V59H182V62H183V64L185 63ZM232 61V60H231ZM85 62V61H84ZM83 62V63H84ZM167 62V61H166ZM181 62V63H182ZM238 62V61H237ZM256 62V61H255ZM263 63H264V61H262ZM174 63V62H173ZM178 63V62H177ZM226 63V62H225ZM105 64V63H104ZM169 64V63H168ZM172 64V63H171ZM171 64H170V66H171ZM174 64H176V63H174ZM178 64H180V63H178ZM250 64H251V62H250ZM252 64H254V63H252ZM256 64V63H255ZM38 65V64H37ZM86 65H87V63H86ZM86 65H83V66H86ZM156 65V64H155ZM173 65V64H172ZM242 65V64H241ZM33 66V65H32ZM133 66V65H132ZM131 66V67H132ZM162 66V65H161ZM168 66V65H167ZM166 66V67H167ZM175 66H179V65H175ZM224 66V65H223ZM222 66V67H223ZM226 66V65H225ZM260 66V65H259ZM158 67H160V66H158ZM173 67V66H172ZM181 67H182V64H181ZM261 67V66H260ZM33 68V67H32ZM34 68H37V67H34ZM76 68V67H75ZM113 68V67H112ZM157 68V67H156ZM167 68H170V67H167ZM166 68V69H167ZM257 68H258V66H257ZM38 69V68H37ZM93 69V68H92ZM165 69V68H164ZM165 69V70H166ZM180 69V68H179ZM222 69V68H221ZM259 69V68H258ZM169 70V69H168ZM168 70L166 71V72H168ZM214 70V69H213ZM239 70V69H238ZM255 70H256V68H255ZM263 70V69H262ZM73 71H75V70H73ZM206 71V70H205ZM224 71V70H223ZM254 71V70H253ZM264 71V70H263ZM158 72H159V70H158ZM166 72H163V73H165V74H163L164 75V78H165V75H166ZM238 72V71H237ZM256 73H258L257 71H255ZM259 72H262V71H260L259 70ZM43 73H44V71H43ZM73 73V72H72ZM169 73V72H168ZM167 73V76H169V78L171 79V75H169ZM170 73H172V72H170ZM197 73V72H196ZM243 73V72H242ZM39 74V73H38ZM157 74V73H156ZM162 74V73H161ZM238 74V73H237ZM262 74V73H261ZM158 75H159V73H158ZM162 75V76H163ZM192 75V74H191ZM198 75H199V73H198ZM197 75V76H198ZM209 75V74H208ZM207 75V76H208ZM255 75V74H254ZM31 76V75H30ZM75 76V75H74ZM233 76V75H232ZM82 77V76H81ZM159 77H161L160 75L158 76V78ZM194 77V76H193ZM224 77V76H223ZM226 77V76H225ZM255 77H256V75H255ZM258 77V76H257ZM3 78V77H2ZM70 78H71V76H70ZM161 78H163V77H161ZM161 78H159V79H161ZM168 78V77H167ZM174 78V77H173ZM233 78V77H232ZM16 79V78H15ZM148 79V78H147ZM166 79V78H165ZM220 79V78H219ZM235 79H236V77H235ZM247 79V78H246ZM163 80V79H162ZM167 80V79H166ZM176 80V79H175ZM174 80V81H175ZM181 80V79H180ZM232 80V79H231ZM253 80H254V78H253ZM256 80V79H255ZM254 80V81H255ZM260 80H262L263 81V79L261 78ZM82 81V80H81ZM157 81V79L155 80V82ZM158 81H161V80H158ZM179 81V80H178ZM176 82L178 85H181L179 82ZM233 81V80H232ZM258 81H259V79H258ZM65 82V81H64ZM70 82H72L71 81V79H70ZM166 82V81H165ZM239 82H242V81H239ZM264 82V81H263ZM47 83V82H46ZM68 82H66V84H67ZM164 83V82H163ZM169 83V82H168ZM167 83V84H168ZM176 83H174V84H176ZM22 85V87H20V89H18L16 86H19V85ZM162 84V83H161ZM167 84H166V86H167ZM177 84H176V86L174 85V87L175 88H173L174 90H176V88H177ZM236 84V83H235ZM249 84V83H248ZM40 85H41V83H40ZM39 85V86H40ZM56 85V84H55ZM164 85V84H163ZM241 85V84H240ZM169 86V85H168ZM188 86V85H187ZM245 86H246V84H245ZM44 87H47V86H44ZM179 87V86H178ZM182 87V86H181ZM237 87V86H236ZM241 87V86H240ZM160 88H161V86H159V95H160ZM183 88V87H182ZM63 89V88H62ZM169 89V88H168ZM192 89V88H191ZM261 89V88H260ZM162 90V92L164 91L163 89H161ZM173 90V94H174V92L175 93H177L178 94V92H179V89H178V92H176V91H174ZM155 91V90H154ZM172 91V90H171ZM182 91V90H181ZM189 91V90H188ZM191 92V91H190ZM188 93V94H190L191 95V93ZM196 92H198V96L200 95L199 94V91H196ZM59 93V92H58ZM163 93H165V92H163ZM165 94H167V92L165 93ZM171 94V93H170ZM170 94H168L170 97L173 95H170ZM186 95H187V91H186V93H185ZM196 94L197 93H195V96H196ZM218 94V93H217ZM80 94H78L77 93V96L78 97H80L79 96ZM164 95V94H163ZM162 95V96H163ZM175 95L176 94H174V98H175ZM180 95H181V93H180ZM183 95H184V93H183ZM182 95V96H183ZM201 95H203V94H201ZM62 95L60 94V97H61ZM161 96V95H160ZM161 96V97H162ZM178 96V95H177ZM176 96V97H177ZM182 96H180V97H182ZM192 97H194L193 95H191ZM198 96H197V98H195V99H198L199 100V98H198ZM214 96V95H213ZM218 96H220V94H218ZM68 97V96H67ZM160 97V99L159 100H161L162 98ZM170 97H168V98H170ZM192 97H189V95H188V98H191L192 99ZM201 97V96H200ZM206 97V96H205ZM208 97V96H207ZM210 97H212V95H210L209 96V98ZM257 97H259V96H257ZM62 98H64V95L62 96ZM76 98V97H75ZM105 98H106V96H105ZM168 98H166V101H168ZM173 98V97H172ZM178 98H179V96H178ZM183 98V97H182ZM184 98H185V95H184ZM186 98H187V96H186ZM60 99V98H59ZM158 99V98H157ZM164 99H165V96H164ZM164 99H163V101H164ZM64 100V99H63ZM174 99H172V101H173ZM183 100V99H182ZM181 100V101H182ZM204 100V99H203ZM58 100H56V102H57ZM166 101H164L163 103H165ZM170 101V100H169ZM179 101H180V99H178V102H176L175 100H174V103H178L179 105L181 104V101H180V103H179ZM186 101H187V105L186 106H184V107H187L188 106V104H189V106H190V103H189V101H190V99H189V101H188V99H186ZM185 101V102H186ZM196 101V100H195ZM200 101L202 102V99H200ZM209 101V100H208ZM211 101V100H210ZM212 101H213V97H212ZM227 101V100H226ZM154 102H156V103H158L156 100L154 101ZM161 102H162V100H161ZM191 102V105L193 104V100L192 101H190ZM245 102V101H244ZM65 104H67L66 102H64ZM148 103V102H147ZM155 103V104H156ZM160 104L161 106L162 105H164V104ZM174 103H172L171 102V106H173V107H176V106H174ZM195 103V102H194ZM197 103V102H196ZM246 103V102H245ZM251 103V102H250ZM249 103V105H252V104H250ZM255 103V102H254ZM69 104V103H68ZM68 104H67V106H68ZM154 104V105H155ZM169 104V103H168ZM173 104V105H172ZM178 104H177V107H178ZM184 104V103H183ZM182 104V105H183ZM256 104V103H255ZM254 104V105H255ZM259 104V103H258ZM49 105H51V104H49ZM103 105V104H102ZM153 104H151V106H152ZM176 105V104H175ZM185 105V104H184ZM260 105V104H259ZM62 106V105H61ZM169 106H170V104H169ZM169 106H167L168 108H169ZM171 106H170V108H169V110L170 109H172V110H174L173 109V107L171 108ZM188 106V107H189ZM239 106H240V104H239ZM153 107H155V106H153ZM165 107H166V105H165ZM100 108V107H99ZM143 108V107H142ZM148 108V107H147ZM147 108H145V110L144 109H142L141 111H145V112H147ZM159 108H163V107H159ZM179 108V107H178ZM101 109V108H100ZM136 109V108H135ZM151 109H153V108H151ZM165 109V108H164ZM182 109H183V107H182ZM248 109V108H247ZM250 109V108H249ZM261 109V108H260ZM154 110H156V108H154L153 109V111ZM172 110H170V111H172ZM184 110H186V109H184ZM195 110V109H194ZM259 110V109H258ZM257 110V111H258ZM90 112V109L89 110H87V112ZM97 111V110H96ZM140 111V112H141ZM143 111V112H144ZM149 111H151L150 110V108H149ZM163 111H165V110H163ZM178 111H179V109H178ZM263 111L264 110H262L261 112H262V114H263ZM91 112H94V111H92V109H91ZM98 112H100V111H98ZM101 112H102V110H101ZM132 113H134L133 111H131ZM142 112V113H143ZM156 112V111H155ZM246 112V111H245ZM258 112H260V111H258ZM136 113H138V112H136ZM136 113H134V118L136 119V116H135V114ZM141 113V114H142ZM151 113V112H150ZM152 113H154V112H152ZM157 113H158V111H157ZM173 113V112H172ZM256 113V112H255ZM68 114V113H67ZM99 114H101V113H99ZM106 114V113H105ZM144 114V113H143ZM147 114H148V112H147ZM156 114V113H155ZM154 114V115H155ZM257 114V113H256ZM65 115V114H64ZM87 115V114H86ZM86 115H85V117L83 118V117H79L80 119H85L86 118ZM103 115H104V113H103ZM102 115V116H103ZM139 115V114H138ZM152 116H153V114H151ZM157 115H161L160 113H158ZM156 115V116H157ZM162 115H163V113H162ZM190 115V114H189ZM68 116H70V114L68 115ZM89 116H90V113H89ZM92 116H93V114H92ZM126 116V115H125ZM129 116V115H128ZM139 116H141V115H139ZM180 116V115H179ZM247 116V115H246ZM251 116V115H250ZM259 116V115H258ZM65 117H67L66 115H65ZM64 117V118H65ZM144 117V116H143ZM261 117V116H260ZM263 117V116H262ZM69 118V117H68ZM87 118H88V116H87ZM90 118V117H89ZM93 118V117H92ZM133 118V117H132ZM247 118V117H246ZM74 119H77V118H74ZM98 119V118H97ZM101 119H103V118H101ZM129 119V118H128ZM234 119V118H233ZM236 120L235 121H237L238 122V120L239 119H237V118H235ZM68 120V119H67ZM92 120V119H91ZM91 120H90V122H91ZM104 120H107L106 118H104ZM118 120V119H117ZM224 120V119H223ZM241 121H244V120H246V119H240ZM247 120H250V118H247ZM246 120V121H247ZM77 121H78V119H77ZM95 121V120H94ZM107 121H111V120H107ZM131 121H133L132 119H131ZM146 121V120H145ZM144 121V122H145ZM225 121V120H224ZM251 121H253V120H251ZM67 122V121H66ZM65 122V123H66ZM71 123H72V121H70ZM87 122V121H86ZM88 122H89V120H88ZM90 122H89V124H90ZM115 121L113 120V122H111L112 124L114 123ZM134 122V121H133ZM141 122V121H140ZM143 122V121H142ZM147 122V121H146ZM212 122V121H211ZM230 122V121H229ZM231 122H232V118H231ZM234 122V121H233ZM70 123V124H71ZM74 124H75V122H73ZM83 123V122H82ZM85 123V122H84ZM92 124L94 123L93 121L91 122ZM101 123V122H100ZM104 123V125L103 126H105V123L106 122H103ZM150 123V122H149ZM152 123V122H151ZM156 123H158V122H156ZM160 123V122H159ZM216 123H218V122H216ZM220 123V122H219ZM67 124V123H66ZM79 124V123H78ZM97 124V123H96ZM102 124V123H101ZM116 124V123H115ZM131 124H132V122H131ZM198 124V123H197ZM214 124V123H213ZM71 125H73V124H71ZM77 125V122H76V124L74 125V126H76ZM98 125V124H97ZM134 125L135 124H133V127H134ZM137 125H138V123H137ZM165 125V124H164ZM167 125H168V123H167ZM222 124H220V126H221ZM223 125H226V126H228L227 124H223ZM222 125V126H223ZM230 125H231V123H230ZM78 126V125H77ZM76 126V127H77ZM80 126H84L83 124L82 125H80ZM86 126V125H85ZM96 125H93V128L95 127ZM102 126V125H101ZM117 126V125H116ZM120 126V125H119ZM118 126V127H119ZM152 126H155L154 124L152 125ZM156 126H159V124L157 125L156 124ZM216 125H214V127H215ZM217 126H219V125H217ZM216 126V127H217ZM225 126V127H226ZM72 126H70V127H68V128H71ZM90 127H91V124H90ZM97 127V126H96ZM95 127V128H96ZM129 127V126H128ZM128 127H127V129H128ZM131 127V126H130ZM146 127H148V128H150L151 126H146ZM172 127V126H171ZM177 127V126H176ZM35 128H38V129H40V131H39V133L37 134V132L35 131ZM82 128L83 127H81V130H82ZM135 128V127H134ZM201 128V127H200ZM204 128V127H203ZM206 128V127H205ZM223 128V127H222ZM79 129V128H78ZM84 129V128H83ZM87 131H88V129L87 128H85ZM91 129V128H90ZM105 129H108V128H104V131L106 132V130ZM143 129V128H142ZM157 129V128H156ZM198 129V128H197ZM245 129V128H244ZM70 130V129H69ZM86 130H85V132H86ZM101 130V129H100ZM118 129H116V131H117ZM143 130H145V129H143ZM246 130V129H245ZM63 131H65V130H63ZM68 131V130H67ZM91 131V130H90ZM103 131V130H102ZM111 131V130H110ZM119 131H120V128H119ZM123 131V130H122ZM137 131V130H136ZM169 131V130H168ZM189 130H187V132H188ZM54 132V131H53ZM52 132V133H53ZM58 132V131H57ZM61 132V131H60ZM59 132V133H60ZM96 132H97V130H96ZM113 132H115V131H113ZM129 132V131H128ZM127 132V133H128ZM141 132V131H140ZM159 132H161V131H159ZM166 132V131H165ZM179 132H180V135H181V133H183V132H181V131H178V132H176L177 134V136H175V137H178V134H179ZM191 132V131H190ZM55 133V132H54ZM87 133V132H86ZM91 133V132H90ZM94 133V132H93ZM130 133H132V132H130ZM138 133H139V130H138ZM141 133H144L143 131L141 132ZM141 133H139V134H141ZM156 134L155 135H157L158 134V131L157 132H155ZM164 133V132H163ZM185 133V132H184ZM189 133V132H188ZM187 133V134H188ZM61 134V133H60ZM82 134V133H81ZM117 134V133H116ZM122 134V133H121ZM133 134V133H132ZM138 134V135H139ZM175 134V133H174ZM59 135V134H58ZM86 135V134H85ZM103 135H104V133H103ZM137 135V134H136ZM160 135V134H159ZM169 135V134H168ZM180 135H179V137H180ZM107 135L105 134V136L104 137H106ZM116 135H114V137H115ZM121 136V135H120ZM131 136H133V135H131ZM151 136H153V135H151ZM151 136H149L150 137V139H149V137H148V140H151L152 139V141H154V139H155V137H154V139L153 138H151ZM162 136V135H161ZM160 136V137H161ZM170 136V138L172 139V138H174V137H171L172 136V133L169 135ZM183 136V135H182ZM250 136V135H249ZM81 137V136H80ZM85 137V136H84ZM88 137V136H87ZM86 137V138H87ZM90 137H91V135H90ZM134 137H135V134H134ZM156 137H158V136H156ZM167 137V136H166ZM178 137V138H179ZM184 137V136H183ZM187 136H185V138H186ZM189 137H191V136H189ZM50 138V137H49ZM110 138V137H109ZM146 138V137H145ZM144 138V139H145ZM169 138V137H168ZM177 138V139H178ZM194 138V137H193ZM193 138H191V140L193 139ZM92 139V138H91ZM101 139V138H100ZM102 139H103V137H102ZM106 139V138H105ZM112 139V138H111ZM121 139V138H120ZM139 139V138H138ZM144 139H142L141 140V142L143 143V140ZM170 139V140H171ZM50 140V139H49ZM83 140H84V138H83ZM93 140V139H92ZM98 140V139H97ZM115 140V139H114ZM119 140V139H118ZM117 140V138H116V141H118ZM157 140V139H156ZM155 140V141H156ZM164 140H166V139H164ZM168 140V139H167ZM172 140H174V139H172ZM171 140V141H172ZM176 140V139H175ZM174 140V141H175ZM183 140V139H182ZM186 140V139H185ZM57 141V140H56ZM86 141V140H85ZM85 141H82L83 143H85ZM88 141V140H87ZM90 141L91 140H89V143H90ZM100 141V140H99ZM103 141H105V140H103ZM121 141V140H120ZM138 141V140H137ZM144 141H146V142H148V144H149V142H152V141H147V138H146V140H144ZM159 141V140H158ZM155 142V144L157 143H160V142ZM161 141V140H160ZM173 141V142H174ZM180 141V140H179ZM261 141V140H260ZM50 142V141H49ZM68 142V141H67ZM105 142H107V141H105ZM111 142V141H110ZM110 142H108L109 144H110ZM115 142V141H114ZM181 142V141H180ZM191 142V141H190ZM190 142L188 143V144H190ZM63 144H64V142H62ZM83 143H81L82 145H84ZM88 143V142H87ZM86 143V144H87ZM91 143H93V142H91ZM90 143V144H91ZM112 143V142H111ZM142 143L140 144V146H142ZM145 143V142H144ZM143 143V144H144ZM153 143V142H152ZM162 143H164V142H162ZM168 143V141L166 142V144ZM172 143V142H171ZM171 143H169L170 145H172L173 146V144H171ZM56 145L58 144V143H55ZM60 144V143H59ZM101 144V143H100ZM109 144H107V145H105V146H108ZM134 144L135 143H133V144H129L128 143V145H130V146H134ZM56 145H55V147H56ZM65 145V144H64ZM70 145H71V143H70ZM82 145H80L81 147H79V149L80 148H82ZM136 145V144H135ZM146 145V144H145ZM144 145V146H145ZM159 145V144H158ZM161 145V144H160ZM182 145V144H181ZM79 145H77V147H78ZM85 146V145H84ZM88 146V145H87ZM99 146V145H98ZM105 146L103 147V150L105 151L106 150V148L108 149L109 148V146L108 147H106L105 148ZM114 146V145H113ZM112 146V147H113ZM116 146V145H115ZM114 146V147H115ZM119 145H117L116 147H118ZM129 146V147H130ZM137 146V145H136ZM152 146H154V145H152ZM183 146H184V144H183ZM227 146V145H226ZM245 146V145H244ZM65 147V146H64ZM76 147V146H75ZM100 147H102L101 145H100ZM100 147H99V149H100ZM111 147V148H112ZM120 147H122V146H120ZM120 147H119V149L118 150H121L120 149ZM124 147V146H123ZM128 147V146H127ZM128 147V148H129ZM135 147V146H134ZM134 147H131V149H130V151L132 152V149L134 148ZM150 148H154V147H151V146H149ZM156 147V146H155ZM157 147H159V146H157ZM156 147V148H157ZM162 146H160L159 147V150H161L160 148H161ZM167 147H169V145L168 146H165L164 145V148H163V150L165 149V148H167ZM175 147V146H174ZM241 147V146H240ZM94 148H95V146H94ZM105 148V149H104ZM111 148H110V150L109 151H111ZM127 148V149H128ZM138 148H139V145H138ZM149 148V150L151 151V149ZM190 148V147H189ZM242 148V147H241ZM241 148H239V150H242ZM244 149H245V147H243ZM75 149L76 150H78L77 148H74V149H70V152H72L71 150H74L75 151ZM86 149H88L87 147H86ZM99 149H97V151L99 152ZM114 149V148H113ZM112 149V151L113 152H115L116 151V149H115V151ZM124 149V150H123ZM122 150L123 151H121V152H124L125 151V147L123 148ZM137 148H135V150H136ZM140 149V148H139ZM138 149V150H139ZM145 149V148H144ZM147 149V148H146ZM155 149V148H154ZM153 149V150H154ZM171 149H173V148H171ZM171 149H170V151H171ZM175 149H178L177 147H175L174 148V150ZM180 149H182V147L180 148ZM264 149V148H263ZM91 150H93L92 148H91ZM95 150V149H94ZM129 150V149H128ZM134 150V149H133ZM137 150V151H138ZM148 150V149H147ZM146 150V151H147ZM174 150H172V151H174ZM184 150V149H183ZM182 150V151H183ZM73 151V152H74ZM96 151V150H95ZM101 151V150H100ZM103 151V152H104ZM109 151H106V152H108L109 153ZM144 151V150H143ZM166 149H165V155H170V153H173V152H169V151H167L168 152V154H166ZM177 151V150H176ZM178 151H180V150H178ZM181 151V152H182ZM191 151H192V149H191ZM67 152V151H66ZM102 152V153H103ZM117 152H119V151H117ZM134 152V151H133ZM132 152V153H133ZM139 152V151H138ZM163 152V151H162ZM175 152V151H174ZM181 152H180V154H181ZM190 152V151H189ZM193 152V151H192ZM69 153V152H68ZM68 153H65V154H68ZM74 153H76V151L74 152ZM85 153V152H84ZM87 153H89V152H87ZM97 153V152H96ZM101 153V152H100ZM111 153V152H110ZM145 153V152H144ZM148 153V152H147ZM151 153H153V155H154V151H151ZM158 153V152H157ZM184 153V151L182 152V154ZM186 153V152H185ZM83 154V153H82ZM93 154H95L94 152H93ZM112 154V153H111ZM110 154V155H111ZM127 154H128V152H127ZM135 154V153H134ZM133 154V155H134ZM162 154V153H161ZM175 154H176V152H175ZM179 154V159L178 158H176L177 157V155H176V157L174 156V154H172L174 157H172L173 159L174 158H176V160H178L177 162H176V160H174L175 161V163H179V160H180V157H181V155ZM187 154H188V152H187ZM186 154V155H187ZM195 154V153H194ZM240 154V153H239ZM238 154V155H239ZM36 155H38V156H36ZM56 155V154H55ZM54 154H53V156H55ZM72 155V153L70 154V156ZM74 155V154H73ZM85 155H86V153H85ZM97 155H98V153H97ZM110 155H109V157H110ZM115 155H117V154H115ZM121 155V154H120ZM132 155V156H133ZM136 155H138V154H136ZM146 155H150V154H146ZM152 155V154H151ZM171 155V156H172ZM238 155H236V156H238ZM244 155V154H243ZM40 156H42L43 157V159H42V162L40 161L38 164H33L31 161H33V159H35L36 157H40ZM68 156V155H67ZM74 156H76V155H74ZM78 156V155H77ZM82 156H84V154L83 155H81L80 157H82ZM91 156V155H90ZM118 156V155H117ZM127 156V155H126ZM129 156H130V154H129ZM140 157H141V155H139ZM138 156V157H139ZM160 156V155H159ZM162 156V155H161ZM164 156V155H163ZM171 156H169V157H171ZM189 156V155H188ZM234 156V155H233ZM86 157V156H85ZM100 158H101V156H99ZM102 157H103V155H102ZM113 157H114V155H113ZM118 157H120V156H118ZM167 157V156H166ZM182 157H184L183 155H182ZM186 157V156H185ZM199 157V156H198ZM50 158L52 159V157H51V155H50ZM55 158V157H54ZM83 158V157H82ZM90 158V157H89ZM92 158H95V157H92ZM117 158V157H116ZM133 158V159H132ZM131 159L132 160H134V157H132ZM152 158V157H151ZM157 158H158V156H157ZM186 158H188V157H186ZM72 159V158H71ZM74 159V158H73ZM73 159H72V161H73ZM87 159H88V157H87ZM86 159V160H87ZM110 159H111V157H110ZM114 159V158H113ZM123 159V158H122ZM129 159V158H128ZM127 159V161L129 162L130 160H128ZM154 160H155V157L153 158ZM161 158H159V160H160ZM172 159V160H173ZM245 159V158H244ZM255 159H257V158H255ZM68 160V159H67ZM69 160H70V158H69ZM74 160H76L77 161V159H74ZM89 160V159H88ZM91 160H93V159H91ZM97 160V159H96ZM101 160V159H100ZM112 160V159H111ZM118 160H120V159H118ZM136 160H138V158L137 159H135V161ZM139 160H140V158H139ZM148 160V159H147ZM153 160V161H154ZM172 160H170V161H172ZM184 160V162H185V158L183 159ZM234 160V159H233ZM95 161V160H94ZM97 161H99V160H97ZM96 161V162H97ZM109 161V160H108ZM125 161V160H124ZM149 161V160H148ZM196 161V160H195ZM243 161V160H242ZM256 161V160H255ZM66 162V161H65ZM64 162V163H65ZM83 162H85V158H84V161H82L81 160V164L83 163ZM95 162V163H96ZM105 161L103 160V163H104ZM110 162V161H109ZM108 162V163H109ZM117 161H115L114 160V163H116ZM128 162H126V163H128ZM130 162H132V161H130ZM141 162V161H140ZM155 162H156V160H155ZM166 162V161H165ZM173 162V161H172ZM181 162V161H180ZM187 162H189V161H187ZM197 162H199V161H197ZM260 162V161H259ZM258 162V163H259ZM262 162V161H261ZM36 163V162H35ZM77 163V162H76ZM90 163H92L93 164V161H91ZM101 163H102V161H101ZM102 163V164H103ZM107 163V162H106ZM125 163V164H126ZM144 163V162H143ZM154 163V162H153ZM167 163H168V168H170L169 167V163L170 162H168V160H167ZM175 163H174V165H175ZM195 163V162H194ZM223 163V162H222ZM257 163V162H256ZM255 163V164H256ZM70 165H71V162L69 163ZM69 164H66V166L67 165H69ZM78 164V163H77ZM87 164H88V162H87ZM91 164V165H92ZM97 164V163H96ZM96 164H95V168H96ZM110 164V163H109ZM108 164V165H109ZM112 164H113V161H112ZM117 164V163H116ZM118 164H120V163H118ZM129 164V163H128ZM128 164H126V167H128ZM173 164V163H172ZM181 164H183V163H181ZM185 164V163H184ZM184 164H183V169H184ZM186 164H188V163H186ZM185 164V165H186ZM190 164H192V163H190ZM199 164V163H198ZM80 165V164H79ZM98 165H100V163L98 164ZM114 165V164H113ZM129 165H131V164H129ZM132 165H133V162H132ZM140 165V164H139ZM148 165V164H147ZM170 165H171V163H170ZM180 164H178V166H179ZM194 165V164H193ZM261 165H262V163H261ZM261 165H258L259 167L261 166ZM71 166H74L73 164L71 165ZM83 166H85L84 164H83ZM86 166H89V165H86ZM111 166V165H110ZM115 166H117V165H115ZM122 166H124V168H126L125 167V165H122ZM134 166V165H133ZM142 166V165H141ZM166 166V165H165ZM182 166V165H181ZM189 166V165H188ZM188 166H186V167H188ZM220 166V165H219ZM218 166V167H219ZM250 166H252V165H250ZM254 167H255V165H253ZM258 166H256L255 168H256V170H254L253 168H252V170H254L255 172L257 171V169H259L258 168ZM63 167V166H62ZM77 167V166H76ZM81 167V166H80ZM93 167V166H92ZM91 167V168H92ZM98 167H100V166H98ZM104 167V165L102 166V167H100V169L101 168H103ZM130 167V166H129ZM129 167L127 168V169H129ZM180 167V166H179ZM191 166H189L188 167V169L190 168ZM233 167V166H232ZM85 168V167H84ZM88 168V167H87ZM87 168L85 169V170H87ZM91 168L89 169V170H91ZM111 168H113V167H111ZM110 168V169H111ZM132 168V167H131ZM135 168V167H134ZM167 168V167H166ZM174 168V167H173ZM234 168V167H233ZM249 168L250 167H248L247 169L249 170ZM264 168V167H263ZM71 169V168H70ZM70 169H69V171H70ZM118 169H119V167H118ZM120 169H121V167H120ZM172 169V168H171ZM176 169V168H175ZM182 168H181V170H183ZM193 169L195 170V168L193 167ZM199 169V168H198ZM215 169V168H214ZM222 169V168H221ZM74 171H76L75 169H73ZM72 170V171H73ZM108 170H109V168H108ZM112 170V169H111ZM117 170V169H116ZM123 170V169H122ZM137 170V169H136ZM159 170H160V168H159ZM165 170V169H164ZM169 170V169H168ZM178 171L180 170L179 168L177 169ZM190 170V169H189ZM191 170H192V168H191ZM203 170V169H202ZM201 170V171H202ZM248 170H244V171H248ZM72 171H70L69 173H71ZM73 171V172H74ZM80 171H82V170H80ZM95 170L93 169V171H91V173L92 172H94ZM101 171H102V169H101ZM104 171V170H103ZM126 171V170H125ZM130 171V170H129ZM138 171V170H137ZM167 171V170H166ZM165 171V172H166ZM174 172V170H171V177L169 176V174H167V176H168V178L170 177L171 178V182H169L168 181V184L169 183H172L173 181H175V179L172 181V173ZM184 171V170H183ZM193 171V170H192ZM198 171H200V170H198ZM198 171L196 170V174L195 175H197L198 174ZM243 171V172H244ZM254 171H253V173H254ZM258 171H260V170H258ZM262 171V170H261ZM64 172H66L65 174H64ZM79 172V171H78ZM84 172V171H83ZM87 172V171H86ZM95 172H98L97 170L95 171ZM105 172V171H104ZM131 172V171H130ZM162 172V171H161ZM180 172V171H179ZM178 172V173H179ZM182 172V171H181ZM180 172V173H181ZM185 172V171H184ZM186 172H189L190 173V171H187L186 170ZM203 172V171H202ZM216 172V171H215ZM230 172V171H229ZM241 172V171H240ZM264 172V171H263ZM75 173H77V172H75ZM75 173H73V174H75ZM80 173H82V172H80ZM85 173V172H84ZM91 173H90V175H91ZM107 173H108V171H107ZM110 173H112V171L110 172ZM114 174H115V172H113ZM113 173H112V175H113ZM121 173V172H120ZM123 173V172H122ZM135 173V172H134ZM168 173V172H167ZM176 173L177 172H175V178H177L176 176ZM177 173V174H178ZM183 173V172H182ZM195 173V172H194ZM204 173V172H203ZM208 173V172H207ZM232 173V172H231ZM247 174V172H244V174ZM252 173V174H253ZM259 173V172H258ZM257 172L256 173H254L255 175L256 174H258ZM99 174H100V171H99ZM116 174H118L119 175V171H117L116 172ZM155 174V173H154ZM222 174V173H221ZM227 174H230V173H227ZM235 174V173H234ZM77 175V174H76ZM87 175H88V173H87ZM93 175V174H92ZM95 175H97V174H95ZM94 175V176H95ZM100 175H103V174H100ZM112 175H111V177H112ZM150 175V174H149ZM179 176H178V178H180V176H181V174H178ZM188 175V178H189V175H190V177L191 176H193V173H190V174H187ZM187 175H184L183 174V176L180 178L181 180L180 181H182L183 179V177H186ZM199 175H200V173H199ZM237 175H238V173H237ZM242 175V174H241ZM254 175V176H255ZM69 176V175H68ZM67 176V177H68ZM73 176H75V175H72V177H70V178H72V181L71 180H69L70 182H72V184H71V186L73 185V179H74V181H75V178H76V176H75V178L73 177ZM80 175H78V178H77V180H79L80 179V177H79ZM81 176H85L84 174L83 175H81ZM105 176V175H104ZM107 176H109V175H107ZM128 176H129V174H128ZM127 176V177H128ZM130 176H131V174H130ZM137 176V175H136ZM147 177H148V175H146ZM153 176V175H152ZM152 176H150V177H152ZM166 176V173H165V175L164 176H160L159 175V177L160 178H164ZM166 176V177H167ZM204 176V175H203ZM207 176V175H206ZM224 177H226L225 175H223ZM223 176H217V178L220 180V178L221 179H223ZM229 176V175H228ZM231 176V175H230ZM248 176V175H247ZM253 176V177H254ZM99 177V176H98ZM110 177V178H111ZM117 177V176H116ZM126 177V176H125ZM139 177V176H138ZM143 178H145L146 180H147V178L145 177V176H142ZM165 177V178H166ZM198 177V176H197ZM197 177H193V178H197ZM232 177V176H231ZM250 178H251V175L249 176ZM249 177H247V178H249ZM69 178V179H70ZM85 178H86V176H85ZM90 178V177H89ZM89 178L87 179V180H89ZM94 178V177H93ZM92 178V179H93ZM115 178V177H114ZM118 178V177H117ZM122 178V177H121ZM121 178H120V181H121ZM143 178H141L140 177V179H142L143 180ZM168 178H166L165 179V181L163 180L162 182H165V183H167V179ZM173 178H174V174H173ZM177 178V179H178ZM242 178V177H241ZM241 178H240V180H241ZM257 179H259L258 178V176L256 177ZM263 179H264V177H262ZM261 178V179H262ZM82 179H83V177H82ZM95 179V178H94ZM98 180H99V178H97ZM97 179H96V182H97ZM103 179V178H102ZM119 179V178H118ZM131 180H132V178H130ZM134 179V178H133ZM150 179V178H149ZM153 179V178H152ZM155 179H156V177H155ZM187 179V178H186ZM192 179V178H191ZM201 179V178H200ZM207 179H209L208 177H206V180ZM245 179V178H244ZM85 180V179H84ZM104 180H105V177H104ZM111 180H113V179H110V181ZM115 180V182H116V179H114ZM114 180H113V182H114ZM135 180H137V177H136V179ZM141 180V181H142ZM158 180H159V178H158ZM157 180V182L158 183H160L161 182V180H159L158 181ZM169 180V179H168ZM179 180V179H178ZM177 180V181H178ZM211 180V179H210ZM210 180H207V181H205V183L206 182H208V181H210ZM232 180V186L233 187H231V188H233L232 190H234V188L236 187V185L238 184V182L240 183V180L239 181H236V180H233V179H231ZM252 180H254V179H252ZM260 180V179H259ZM92 181V180H91ZM151 180H149L148 182H150ZM153 181H154V179H153ZM153 181H152V183H153ZM180 181H178V182H176L175 181V183H178V187H179V183L180 184H182V183H184L183 181L182 182H180ZM204 181V180H203ZM230 181V180H229ZM261 181V180H260ZM78 181H76V183H77ZM90 182V181H89ZM94 182V181H93ZM107 182V181H106ZM105 182V183H106ZM117 182H119V181H117ZM137 182H139V181H136V184H137ZM156 182V181H155ZM194 182H197V181H195L194 180ZM193 182V180H191L190 182H187V183H190L189 184V186H191V183H192V186H195L194 184H196V183H194ZM201 182H202V180H201ZM211 182V181H210ZM220 182H221V180L218 182V185L220 184ZM225 182V181H224ZM234 182H235V184H236V182H237V184L235 185L234 184ZM257 182H259V181H257ZM67 183L69 184V182L67 181ZM74 184V185H76L77 187H79L78 186V184ZM79 183V182H78ZM80 183H82V182H80ZM79 183V184H80ZM111 183V182H110ZM134 183H135V181H134ZM141 184L143 183L144 184V180H143V182H140ZM175 183L173 182L172 183V188L175 186ZM194 183V184H193ZM209 183V182H208ZM212 183V182H211ZM214 183V182H213ZM243 183H244V180H243ZM246 183V182H245ZM244 183V184H245ZM247 183L249 184H251V182H249V181H247ZM246 183V184H247ZM67 184V185H68ZM69 184V185H70ZM87 184L88 185H92V183H88L87 182ZM93 184H95V183H93ZM106 184H108V183H106ZM132 184V183H131ZM140 184V185H141ZM161 184V183H160ZM159 184V185H160ZM173 184H174V186H173ZM185 184V183H184ZM198 184V183H197ZM204 184V183H203ZM241 184H242V182H241ZM245 184V185H246ZM249 184V185H250ZM258 184V183H257ZM73 185V186H74ZM86 185V184H85ZM91 185L89 186V187H91ZM97 183H96V187H97ZM101 185H103V184H101ZM133 185V184H132ZM131 185V186H132ZM139 185V184H138ZM146 185H149V184H147L146 183ZM150 185H151V182H150ZM153 185V184H152ZM205 185V184H204ZM207 185V184H206ZM229 186H230V182H229V184H228ZM235 185V186H234ZM243 185V184H242ZM244 185V186H245ZM249 185H248V188H249ZM70 186V187H71ZM72 186V187H73ZM126 186H128V185H126ZM135 186V185H134ZM143 186V185H142ZM161 186V185H160ZM188 185H185V191H183L184 193L186 192V187H187ZM197 186H200V185H196V188H198ZM209 186V185H208ZM220 186L221 185H219L218 186V188H220ZM227 186V185H226ZM241 187V185H238V187ZM244 186H243V188H244ZM247 186V185H246ZM86 187H87V185H86ZM86 187H84V189H86ZM95 187V189H94V187H92L94 190H97V188ZM100 187V185L98 186V188ZM111 187H112V185H111ZM111 187L109 188V191H111ZM136 188H135V190L137 189L138 190V186L136 185L135 186ZM141 187V186H140ZM144 187V186H143ZM142 187V189H144ZM177 187V188H178ZM183 187V186H182ZM201 187H202V185H201ZM204 187V186H203ZM215 187V186H214ZM66 188V189H65ZM81 187H79V189H80ZM91 188V189H92ZM113 188V187H112ZM117 188H118V186H117ZM124 188V187H123ZM133 188V187H132ZM147 188H149V187H147ZM151 189H153V186L152 187H150ZM181 188V187H180ZM189 188V187H188ZM207 188V187H206ZM206 188H204L205 190H206ZM216 188V187H215ZM214 188V189H215ZM237 188V187H236ZM235 188V189H236ZM246 188V187H245ZM253 187H251V189H252ZM88 189V188H87ZM86 189V190H87ZM91 189H89V192H90V190ZM105 189L106 188H104V191H105ZM113 189H115V188H113ZM119 189H121V187L119 188ZM119 189H116V191H121V193L123 194V191L122 190H119ZM125 189V188H124ZM123 189V190H124ZM141 189V190H142ZM162 189V188H161ZM161 189H157V190H160L161 191ZM191 189V188H190ZM190 189H189V191H190ZM211 189V188H210ZM213 189V190H214ZM226 189V188H225ZM224 189V190H225ZM229 190H230V187L228 188ZM239 189V188H238ZM102 190V189H101ZM129 190H130V188H129ZM131 190H133L134 191V189H131ZM139 190H140V188H139ZM140 190V191H141ZM169 190V189H168ZM201 189H199V191H200ZM205 190L204 191H202V193L204 192V195L206 194V192H205ZM208 190V189H207ZM220 190V189H219ZM248 189H246V191H247ZM75 191H78V188H77V190H75ZM93 190H91V192H92ZM98 191V190H97ZM115 191V192H116ZM125 191V193H126V189L124 190ZM133 191H131V192H133ZM147 191H149V193H148V195L150 194V190H147ZM152 191V190H151ZM153 191H155V188H154V190ZM180 192L182 191V190H179ZM178 191V192H179ZM188 191V189H187V192H189ZM212 191V190H211ZM225 191H227V190H225ZM242 191H243V189H242ZM66 192V194L67 193H69L68 195L69 196H71V197H73V201H71L70 203H72L73 202V204H71L70 205V203H67L66 204V202H67V199H66V201H65V197H67V196H64V193ZM85 192V191H84ZM90 192V193H91ZM94 192V191H93ZM128 192V191H127ZM134 192H137V191H134ZM139 192V191H138ZM143 192H146V190L144 189V191ZM162 192V191H161ZM165 192V191H164ZM180 193V194H183V196H187V195H189L188 193ZM195 192V191H194ZM197 192V191H196ZM209 192H210V190H209ZM224 192V191H223ZM229 191H227V193H228ZM232 191H230L229 193H228V195L231 193ZM234 192V191H233ZM236 192V191H235ZM249 192V191H248ZM251 192H252V190H251ZM250 192V193H251ZM78 193H79V191H78ZM103 193V192H102ZM117 194H118V192H116ZM121 193L120 194H118L119 196H117V200H118V197H120V195H121ZM125 193H124V195H125ZM129 193V192H128ZM152 193V192H151ZM157 193V192H156ZM159 193V192H158ZM171 192H169V194H170ZM176 193V192H175ZM220 193V192H219ZM226 193V192H225ZM227 193L226 194H224V196L226 195V199L227 200H225V202H229L228 201V196H227ZM257 193V197L259 198V193L258 192H256ZM80 194H84V193H82V191L80 192ZM89 194V193H88ZM109 194V193H108ZM129 194H131V193H129ZM163 194H165V193H163ZM171 194H173V193H171ZM179 194V193H178ZM195 194V193H194ZM222 194V193H221ZM220 194V195H221ZM232 194H234V193H232ZM245 195H247L248 196V194H247V192L246 193H244ZM85 195V194H84ZM137 195V194H136ZM138 195H140V194H138ZM150 195H153L154 197L153 198H155V196L156 195H154V194H150ZM149 195V196H150ZM158 195H160V196H158ZM161 195H162V193L161 194H157V196L158 197H161ZM174 195V194H173ZM203 195V196H204ZM78 196V195H77ZM82 196V195H81ZM87 196V194L85 195V197ZM112 196V195H111ZM111 196H108L109 197V199H111ZM114 196V195H113ZM113 196H112V198H113ZM122 196V195H121ZM134 196V195H133ZM140 196H142V195H140ZM149 196H147L148 198H149ZM167 196V195H166ZM169 196V195H168ZM183 196H180V197H182L183 198ZM190 196V195H189ZM189 196H188V198H189ZM196 196V195H195ZM199 196V195H198ZM207 196H209L208 194H207ZM232 196V195H231ZM83 198H84V196H82ZM99 197V196H98ZM97 197V198H98ZM152 197V196H151ZM163 197V196H162ZM175 197V196H174ZM179 197V196H178ZM177 197V198H178ZM194 197V196H193ZM223 197V196H222ZM221 197V198H222ZM235 197V196H234ZM246 197V196H245ZM249 197V196H248ZM68 198V197H67ZM80 198V197H79ZM101 198V197H100ZM107 198V197H106ZM130 198V197H129ZM140 198V197H139ZM152 198V199H153ZM170 198H171V196H170ZM185 198V197H184ZM182 199L183 200V202L185 203V199ZM197 198V197H196ZM204 198V197H203ZM231 198V197H230ZM257 198V199H258ZM260 198H262V197H260ZM259 198V199H260ZM70 199H72V198H70ZM77 199V198H76ZM81 199V198H80ZM79 199V200H80ZM85 199V198H84ZM150 199L151 198H149V201H150ZM151 199V200H152ZM157 199V198H156ZM159 199H161V198H159ZM174 199H176V198H174ZM174 199H173V201H174ZM181 199V198H180ZM233 199V198H232ZM258 199V200H259ZM69 200V199H68ZM83 200V199H82ZM98 200V199H97ZM96 200V201H97ZM114 200V199H113ZM129 200V199H128ZM146 200H148V199H146ZM166 201L167 199H166V197H165V199H162V201ZM222 200H224V199H222ZM249 200H251V199H249ZM263 200H264V196H263ZM83 201H85V200H83ZM89 201H91V202H89ZM87 200L86 202H88L89 204L90 203H92L94 200L92 199V200ZM102 201H103V199H102ZM111 201V200H110ZM110 201H108V202H110ZM134 201H136V199L134 200ZM140 201H141V199H140ZM156 201V200H155ZM159 201H161V200H158L157 201V203L159 202ZM161 201V202H162ZM164 201L162 202V204L163 205H165L164 204ZM168 201V200H167ZM171 202H172V200H170ZM177 201V200H176ZM180 201L181 200H179V201H177V202H179V204H180ZM188 201V200H187ZM218 201V200H217ZM216 201V202H217ZM219 201H220V199H219ZM218 201V202H219ZM239 201V200H238ZM247 201H248V199H247ZM247 201H244V202H246L247 203ZM257 201V200H256ZM105 202V201H104ZM118 202V201H117ZM117 202H114V204L113 205H116L115 203H117ZM124 202H126V201H124ZM129 202V201H128ZM131 202H132V200H131ZM142 202V201H141ZM152 202H153V200H152ZM182 202V201H181ZM218 202L216 203V204H218ZM224 202V203H225ZM244 202H243V204H240V205H244ZM255 202V201H254ZM261 202H264V201H261ZM78 203V202H77ZM81 203V202H80ZM139 203V202H138ZM173 203V202H172ZM174 203H175V201H174ZM68 204H69V206H71V207H68ZM87 204V203H86ZM118 204V203H117ZM126 204V203H125ZM134 205H135V202L133 203ZM143 204H144V199H143ZM151 204V203H150ZM152 204H154V203H152ZM159 204V203H158ZM166 204H168V203H166ZM176 204V203H175ZM187 204V203H186ZM221 204V203H220ZM227 204V203H226ZM255 204V203H254ZM79 205V204H78ZM81 205H82V203H81ZM92 205V204H91ZM94 205V204H93ZM92 205V206H93ZM106 205V204H105ZM105 205L104 206H101V207H103L102 208V210L105 208ZM133 205V206H134ZM141 205V204H140ZM159 205H161V204H159ZM174 205V204H173ZM182 205H183V203H182ZM208 205V204H207ZM212 205H214V204H212ZM219 205V204H218ZM258 205H261L260 203H258ZM80 206V205H79ZM84 206H85V204H84ZM89 206V205H88ZM97 206V205H96ZM110 206V205H109ZM109 206H107L108 208H109ZM120 206V205H119ZM127 206H128V203H127ZM136 206V205H135ZM139 206V205H138ZM137 206V207H138ZM145 207V205H141L140 207L141 208H143V207ZM150 206V205H149ZM157 206V205H156ZM177 206V205H176ZM203 206V205H202ZM223 206H224V204H223ZM229 206V205H228ZM233 206V205H232ZM248 206V205H247ZM253 206V205H252ZM81 207V206H80ZM94 207H95V205H94ZM117 207H118V205H117ZM116 207V208H117ZM123 207H125V205L123 206ZM137 207H135V208H137ZM140 207L138 208V210L140 209ZM167 207V206H166ZM171 207V206H170ZM174 207V206H173ZM172 207V208H173ZM222 207V206H221ZM231 207V206H230ZM255 207H257V204H255ZM79 208V207H78ZM88 208V207H87ZM91 208V207H90ZM114 208L115 207H113V208H109V209H113L114 210ZM115 208V209H116ZM121 208H122V205H121ZM127 208V207H126ZM125 208V209H126ZM134 208V207H133ZM133 208H132V210H133ZM149 208H151V207H149ZM159 208V207H158ZM164 208V207H163ZM205 208V207H204ZM212 208V207H211ZM210 208V206H209V209H211ZM223 208V207H222ZM222 208H220V209H222ZM224 208H225V206H224ZM229 208V207H228ZM232 208V207H231ZM77 209V208H76ZM109 209H108V211H109ZM155 209V208H154ZM157 209V208H156ZM166 209V208H165ZM174 209V208H173ZM217 209V208H216ZM219 209V210H220ZM71 210V209H70ZM75 210V209H74ZM84 210V209H83ZM88 210V209H87ZM94 210L96 211V208H94ZM99 210H101V209H99ZM112 210V211H113ZM120 209H117L115 212H112V215H113V213H115L116 214V212L118 213V212H120L119 211ZM129 210V209H128ZM131 210V209H130ZM131 210V211H132ZM146 210V209H145ZM178 210V209H177ZM201 210H202V208H201ZM216 211L214 214H213V217H212V225L215 227V228H217V229H219V230H221L220 231V234H219V238H220V240H219V242H217V245H212V242H211V245L209 246V245H207L206 244V242H204L203 244H206V246H202L200 249H195V248H192V249H195V251L196 250H198L197 252L199 253H197L198 254V256L197 257H199V256H201V257H203L204 256V259L202 258L201 260L203 261V264H264V203L262 204V206H260L259 208H255V209H253V210H250V209H248L247 211L245 210H236V209H230V210H227V209H224V210H221V211ZM72 211H73V209H72ZM71 211V212H72ZM79 211V210H78ZM77 211V212H78ZM125 211V210H124ZM127 211V210H126ZM135 211V210H134ZM148 211V210H147ZM171 211V210H170ZM70 212V213H71ZM103 212H105V210H103ZM102 211H101V213H103ZM122 213H124L123 211H121ZM120 212V213H121ZM128 212V211H127ZM168 212V211H167ZM203 212V211H202ZM208 212V211H207ZM207 212H205V214L207 213ZM74 213H76L75 211L73 212V214ZM83 213V212H82ZM121 213V214H122ZM129 213V212H128ZM140 213V212H139ZM141 213H142V211H141ZM199 213V212H198ZM98 214L99 215H101L100 217H98ZM104 214V213H103ZM105 214H107L106 212H105ZM109 214V213H108ZM144 214V213H143ZM165 214V213H164ZM197 214V213H196ZM209 214V213H208ZM208 214H206V215H208ZM210 214H212L211 212H210ZM209 214V215H210ZM74 215H76V217L74 218V219H76V221L78 222V221H81L82 219L80 218V220H79V216L81 215V214H78V213H76V214H74ZM111 215V214H110ZM123 215V214H122ZM122 215H120L119 214V216L121 217ZM193 215V214H192ZM208 215V216H209ZM83 216V215H82ZM113 216H116V215H113ZM113 216H111V218L113 217ZM141 216V215H140ZM171 216V215H170ZM191 216V215H190ZM106 217H107V215H106ZM142 217V216H141ZM145 217V216H144ZM167 217V216H166ZM198 217V216H197ZM104 218V217H103ZM108 218V217H107ZM115 218V217H114ZM129 218H131V217H129ZM159 218V217H158ZM162 218V217H161ZM194 218V217H193ZM73 219V218H72ZM78 219V220H77ZM87 219V220H88ZM168 219V218H167ZM195 219V218H194ZM203 219H207V218H203ZM202 219V221H206V220H203ZM88 220V221H89ZM106 220H108V219H106ZM99 221V222H98ZM101 221V222H100ZM110 221V220H109ZM122 221H123V219H122ZM157 221V220H156ZM161 221V220H160ZM190 221V220H189ZM192 221H193V219H192ZM191 221V222H192ZM200 221V220H199ZM74 222V221H73ZM83 222H86V224H90V221L89 222H87V221H83ZM201 222V221H200ZM149 223V222H148ZM172 223V222H171ZM195 223V222H194ZM210 223V222H209ZM81 224H83V223H81ZM86 224H85V226H86ZM88 224V225H89ZM92 224V223H91ZM115 224V223H114ZM197 223H195V225H196ZM82 226L81 228H80V226ZM127 225V224H126ZM125 225V226H126ZM146 225H147V223H146ZM153 225V224H152ZM191 225V224H190ZM194 225V224H193ZM187 226V225H186ZM197 226V225H196ZM116 227V226H115ZM147 227V226H146ZM149 227H150V225H149ZM156 227V226H155ZM158 227V226H157ZM125 228V227H124ZM190 228V227H189ZM115 229H117V228H115ZM146 229H148V228H146ZM150 229V228H149ZM160 229H162V228H160ZM164 229V228H163ZM188 229V228H187ZM191 229H194V227L193 228H191ZM120 230V229H119ZM159 230V229H158ZM167 230V229H166ZM177 230V229H176ZM155 232H156V230H154ZM153 231V232H154ZM168 231V230H167ZM178 231H179V229H178ZM152 232V233H153ZM164 232L165 231H163V234H164ZM219 232V231H218ZM177 233V232H176ZM206 232H204V234H205ZM168 234V233H167ZM173 233H171V235H172ZM208 235H209V233H207ZM121 235V234H120ZM151 235V234H150ZM162 235V234H161ZM178 235V234H177ZM190 235H191V232H190ZM206 235V234H205ZM121 236H123V235H121ZM157 236V235H156ZM169 236V235H168ZM181 236H182V234H181ZM207 236V235H206ZM209 236H211V235H209ZM208 236V237H209ZM172 237V236H171ZM180 237V236H179ZM178 237V238H179ZM208 237H207V239H208ZM153 238V237H152ZM157 238V237H156ZM164 238V237H163ZM167 238V237H166ZM177 238V237H176ZM175 239V238H174ZM185 239H187V237L185 238ZM206 239V238H205ZM211 239V238H210ZM217 239V238H216ZM152 240H154L155 241V239H152ZM168 240V239H167ZM166 240V241H167ZM188 240V239H187ZM175 241V240H174ZM177 241V240H176ZM181 241V240H180ZM179 241V242H180ZM183 241V240H182ZM209 241V240H208ZM160 242V241H159ZM159 242H158V244H159ZM164 242V241H163ZM162 242V243H163ZM171 242V241H170ZM179 242H177V243H179ZM181 243V242H180ZM180 243H179V247L180 248H182L183 246H185V245H183L182 247L180 246ZM186 243V242H185ZM185 243H183V244H185ZM200 243H201V241H200ZM209 243V242H208ZM215 243H216V241H215ZM166 244V243H165ZM202 244V245H203ZM210 244V243H209ZM153 245V244H152ZM163 245V244H162ZM162 245H160V246H162ZM172 246H173V244H171ZM196 245V244H195ZM156 246H158V245H156ZM168 246V245H167ZM178 246V245H177ZM149 247H150V245H149ZM152 247V246H151ZM153 247H155V246H153ZM169 247V246H168ZM191 247V246H190ZM167 248V247H166ZM184 248V247H183ZM185 248H187V246L185 247ZM189 248V247H188ZM187 248V249H188ZM159 249V251H160V247L158 248ZM173 249V248H172ZM186 249V250H187ZM191 249V248H190ZM150 250H151V248H150ZM163 250H164V248H163ZM168 250H170V249H168ZM181 249H179V251H180ZM129 251V250H128ZM127 251V252H128ZM166 251V250H165ZM173 251V250H172ZM182 251V250H181ZM189 251H192V253H194V250H189ZM147 252V251H146ZM145 252V253H146ZM169 252H171V251H169ZM171 253H173V252H171ZM179 253V252H178ZM183 253V252H182ZM191 253V252H190ZM190 253H187L186 255H188V256H190ZM191 253V255H193V256H196V255H194V254H192ZM174 254V253H173ZM128 255H129V252H128ZM180 255H181V252H180ZM183 255H185L184 253H183ZM164 256V255H163ZM177 256V255H176ZM120 257V258H119ZM184 257V256H183ZM187 257V256H186ZM186 257H184V258H186ZM165 258V257H164ZM168 258V257H167ZM167 258H165L166 259V261L168 260ZM170 258H171V256H170ZM191 258V257H190ZM160 259V258H159ZM172 259H173V257H172ZM189 259V258H188ZM192 259H193V257H192ZM142 260V259H141ZM140 260V261H141ZM200 260V259H199ZM154 261V260H153ZM161 261H162V259H161ZM160 261V263L159 264H165L163 261L161 262ZM186 261V260H185ZM193 261V260H192ZM138 262V261H137ZM170 262V261H169ZM189 262H191V261H189ZM196 262V261H195ZM198 262V261H197ZM196 262V263H197ZM201 262V261H200ZM121 263V262H120ZM143 263V262H142ZM154 263V262H153ZM152 263V264H153ZM167 263V262H166ZM178 263V262H177ZM183 263V262H182ZM202 263V262H201ZM201 263H199L198 262V264H201ZM117 264V263H116ZM133 264V263H132ZM137 264H140V263H137ZM176 264V263H175ZM180 264V263H179ZM191 264V263H190ZM193 264V263H192Z\"/></svg>",
	"mask_w": 264,
	"mask_h": 264
}]
</instances>
